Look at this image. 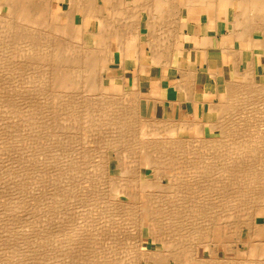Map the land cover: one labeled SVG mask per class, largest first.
Here are the masks:
<instances>
[{"label": "rangeland", "instance_id": "obj_1", "mask_svg": "<svg viewBox=\"0 0 264 264\" xmlns=\"http://www.w3.org/2000/svg\"><path fill=\"white\" fill-rule=\"evenodd\" d=\"M113 1L114 0H110V2H109V4H107L106 6L103 4V0H99V3H101V7H102V14H103V16H104V18L108 21V23H112L113 25L115 24V26H116V28H114V30L113 29H110L109 30V32H106L105 33V36H106V34L108 35L109 33H110V31H112V32H114V31H118L117 33H120V34H123L124 33V35L125 34H130V30H126V33L124 32V31H122V33H121V31H120V29H119V25H118V22L120 21V18H122L123 16L121 15V12L119 13V8H120V6H119V8H118V5L120 4V3H122V4H120L121 5V9H120V11H122V13H123V11L124 10H122L124 7V9H125V12H124V14H128V13H126V11L128 10V9H130V11L128 10L127 12H129V17L127 18V16L128 15H125V17H126V20H124V18L125 17H123L122 18V20L124 21V23L126 24L127 22L126 21H130L131 19H130V14H131V18H132V21H134V19H135V16L133 15V11L135 12L137 9H135V7H133V5L129 2V0H124V1H122V2H120V0L118 1L117 0V2H118V4L116 3V0H115V3L114 4H111V3H113ZM127 1V2H126ZM120 2V3H119ZM125 3V4H124ZM104 5V6H103ZM116 6V8H115V6ZM123 5V6H122ZM111 6V7H110ZM114 6V7H113ZM130 6V7H129ZM69 7V5H68V2L66 1V0H55L54 1V3H53V5H52V12H53V14H55L54 15V21L55 22H57V23H61V24H65L66 23V18L64 17V15H62L63 13H64V11L65 10H67V8ZM107 8V9H106ZM114 8V9H113ZM118 8V9H117ZM115 9H117V12L115 11ZM134 9V10H133ZM104 10V11H103ZM110 11V12H109ZM114 11V12H113ZM4 12V13H3ZM113 12V13H112ZM6 12H5V9L3 10L2 8H0V21H2L1 22V24H3L4 22V18H5V21H6V19H10V14L9 15H6V16H4V17H1V16H3V14H5ZM116 13H117V15H118V13L121 15V17L120 18H118V16L116 15ZM114 14H115V16H114ZM113 15V16H112ZM119 15V16H120ZM8 17V18H7ZM79 17V18H78ZM81 16H80V14H78V16H77V22H78V25L81 23V21H82V17L80 18ZM111 17L113 18V17H117V18H113V19H111ZM134 17V18H133ZM12 18V17H11ZM8 19V20H9ZM14 19V17L12 18V19H10V20H13ZM110 19V20H109ZM18 20V19H17ZM16 20V18L13 20V22H15V23H17L16 25H19L18 26V29H16V30H13V32H16V31H19V32H16V34L17 33H19V34H15L16 35V37L17 38H15V36H13L14 34H13V32L11 33L10 32V34L8 33L7 34V32H5V31H3V30H5V28L1 25L0 27H2L3 28V30L2 29H0V31L1 32H5V34L3 35L2 33V35H3V38H2V36H1V38H0V102H2V103H4L3 105H1L0 106V115H1V120H3L2 121V123H1V121H0V131L2 130V128L4 129L3 130V132L1 131V133H3L2 135H1V133H0V137L2 138V142H0V145H1V143H2V145L0 146V147H2V148H0L1 149V152H0V163L2 164H5V167H7V171H8V169L9 168H12V169H9V171H11L10 172V174L11 175H13L14 177H12V181H10V178H11V176L10 175H8L9 173H7V171H6V168L5 167H3V165H2V167H1V165H0V167H1V171L3 172L4 171V173H6V177H5V175H3L4 173H2L1 171H0V173H2V174H0L1 175V183H0V187L2 188H0V203H1V205H2V202H4L5 204L7 203L6 202V200L8 201L9 199H8V197L9 196H13V195H15L16 193H18L19 192V190H20V192L18 193V194H20V196L19 195H17L16 194V197L15 196H13V198H15V199H17L18 200V202L20 201L19 199L21 198L22 200H23V202H16V203H13L14 201H17V200H14L13 198L12 199H10V201H8V203L10 204L12 201V203L11 204H14V205H12L13 207H11V205H9L8 203V205L6 206L4 203H3V205L4 206H6V208H4V206L3 207H0V220H1V222H0V224L1 225H6V228H7V224L6 223H8L7 221H9V223H8V228H7V232H8V230H10L11 232H8V234H10L9 235V237H8V234H7V232L5 231V226H1L0 225V240H1V242H0V247L3 249V248H5V249H7L6 247H8V245H9V248L10 247H14L13 249L11 248V250L8 248L6 251H4V249L2 250L1 248H0V250L1 251H4L5 252V254H4V252H2L3 253V255H5V257L3 256V255H0L1 257H3L4 258V260H3V258H1L0 257V259H2V261H1V264L2 263H4V264H15V263H17V264H20V263H22V264H25V263H27V264H29L30 262L32 263V264H36L39 260V263H41V264H101L102 262H101V260H103V258H105L106 256H107V251H112L111 253H113V251H114V253H113V255H110V253H109V260L110 261H108L107 262V264H135V263H138V264H167L166 263V261L165 260H157L155 263L153 262V260H148L147 259V256H144V257H142V255H137V253H135V252H133V253H131L130 251H133L134 250V245L132 244V243H134V241H131V239H133L134 240V238H133V235H132V233H134V231L132 232V230H134L132 227V224H129L130 222H132L133 220L135 221V217H133L132 216V218H131V215L132 214H130V216H129V214L127 213V212H125L124 213V208L122 209V210H116L117 212H115V211H112V212H114L113 213V215H110V213L112 214V212H109V210H108V208H106V207H108L107 205H105V204H107L109 201H110V199L112 198V196H113V198H116V199H120V200H122L123 202H132V201H130V199L127 197V196H125V195H123V194H121V192L120 193H118V192H112L111 190H112V188L110 187V185L108 184V181H106V180H108V178H106L105 176H102V173H103V171L101 172V170H104L103 168H111V177H113V178H115V179H117V178H119L121 175H122V173H121V170L122 169H125L126 167H128L127 169H125V171H126V173H127V171L128 172H130V174L129 173H127V174H123L124 175V179L126 178V180H128V181H130L129 179H130V177H133V176H135V175H133L134 174V171L132 170L133 169V167L136 165V170H138V168L140 169L139 171H141V174H142V177L144 178V179H152V180H157L156 178H158L159 177V175H160V173H159V171H160V169H161V171H163V168L165 169L166 167L168 168V166H169V170L167 171L166 169V171L164 170L163 171V173H165V174H167V175H169L170 177H174V176H177V173L175 174L174 173V170L176 171V172H178V173H180V170L181 171H183V170H186L187 168H185V167H187L188 166V164L189 165H191V164H193V166H194V163L196 162V161H198V160H200V161H202L200 158H199V154H196V155H198V158L199 159H197V157H196V155L194 156L193 154H191L190 153V150H188L187 151V146L188 145H190V143H193V144H191L193 147H201L202 146V144L201 145H198V143H200V142H196L197 140H199V138H200V135H198V138L196 137V128H194V127H190L189 128V130L184 134V135H181L180 133H179V129L178 130H176V128L177 127H175V125H173V126H171L172 128H168L169 130H167L165 133H164V136L166 135V138L170 141V140H172V142H174L175 140H176V138L177 139H179L180 137H181V139H182V141H179L178 143H180L181 142V144H182V146L184 147L183 149V152H182V156H181V160L180 159H178V162H179V165L178 164H176V165H178V166H181V164L182 165H184L183 164V162L185 161H187V160H191V164H190V161L188 162V164H186L185 166H183V168L182 167H178V166H176V165H174L173 167L172 166H170V165H168L167 166V164H166V166H165V164L163 163V162H161L162 161V159L163 158H168V159H166V160H164L163 159V161L165 162V163H169V157L173 154V156H175V152H173L174 150H175V148H172V147H168L167 148V150H166V147H164V145H162V144H164V142H166V141H168L164 136H162L161 134H160V131H159V133L158 132H156V131H154V132H151V134L152 135H149L150 134V129L147 131L146 130V128H145V130L143 129L144 128V126L145 127H147V125H148V121L146 120V119H141V123L143 124V127H141V129H143V131L139 128V124L141 125V123H139L140 122V118L138 117V115H137V113H136V109L133 107V104L135 103V104H137V102H135L134 101V103L132 102V100L129 98L128 99V97L130 96L131 97V95L132 94H130L129 92L130 91H125L123 88H121L122 86H119V85H116V86H107V85H105V81H104V76H103V81H104V83H103V85L101 86L103 89H102V91H103V93L102 92H100V90L99 91H97V92H93V93H88V94H86V97H85V100H86V98H87V96H88V98L89 97H91V98H93V99H91V98H87V100H88V103H87V101H86V103H79L80 102V100H79V95L81 96V89L79 90V91H77L75 88L73 89V90H71V88L67 91V94L66 95H64L63 97H62V94L60 93V90H57V89H59V88H56V87H54V86H51L50 87V82H49V80L47 81V79L46 78H44V77H46V73H49V67L52 65V63L50 64H45L44 62H46V61H44V60H41L42 58H43V56L41 55V47H38V48H36L37 46H35L36 45V43L34 44V39H36L37 37H38V39H39V35L38 36H36V38L34 37V36H29L30 38H27L26 36H23L24 35V32H23V34L22 35H20L21 33H22V29H25V27H29L28 25L26 26L25 24H24V22H22V21H20V20H18L17 21ZM120 23V22H119ZM25 26V27H24ZM118 26V27H117ZM32 27V26H31ZM31 27H29V28H31ZM22 28V29H21ZM33 28V27H32ZM94 22L92 21H90V23H89V25L87 26V29H86V31L84 32V33H82V31H80L79 33H77V35H76V33H70L71 35H69V32L67 31V35L65 36L64 35V37L65 38H62L64 41H66V42H71V43H69V44H71V45H73L77 40H79L80 38H81V40L80 41H82V43H83V45H81V49L83 50V52L85 51L86 53L88 52V49L87 48H91V52L90 53H92V52H94V53H96L97 51H99V50H102L101 49V47H103V48H106L107 46L105 45L107 42V39L105 38V40L103 41L101 38H99L98 36L96 37V36H93L92 35V31L94 30ZM96 28H97V26H96ZM113 28V27H112ZM117 28H118V30H117ZM34 29V28H33ZM116 29V30H115ZM49 30L50 29H48L47 28V30L46 29H42V30H39L40 31V33L42 32L43 34L44 33H49ZM88 33V34H87ZM8 35V37H9V39L7 38V35ZM6 35V36H5ZM20 35V36H19ZM71 36V37H73V36H75V37H73V38H68L67 36ZM13 37V38H12ZM19 37H20V39H22L21 41L19 40ZM22 37V38H21ZM24 37V38H23ZM5 38H7L6 40H7V42H6V40H4ZM27 38V39H26ZM31 38L33 39V41L31 40ZM77 38V39H76ZM5 41H3V40ZM12 39V40H11ZM18 39L19 40V42H16V40ZM25 39V40H24ZM28 39H30V40H28ZM16 42V44H14V43H12V42H14V41ZM17 40V41H18ZM27 40V41H26ZM12 41V42H11ZM28 41H30L29 43H28ZM32 41V42H31ZM99 41V42H98ZM115 41H116V39L115 38H113L112 39V43H111V49L113 50V51H115V49H116V44H115ZM4 42V43H3ZM8 42H11L10 44L8 43ZM21 42V43H20ZM26 42V46L24 45V43ZM35 42H37L38 43V41L36 40ZM104 42V43H103ZM2 43V44H1ZM6 43H8L9 45H11V44H13L14 46H11V48H10V46H7L8 44H6ZM18 43V44H17ZM31 43H33V44H31ZM6 44V45H5ZM22 44V45H21ZM30 44V45H29ZM2 45V46H1ZM15 45H17V47L18 46H20V47H16ZM32 45V46H31ZM97 47H96V46ZM103 45V46H102ZM4 46H7V47H4ZM31 46V47H30ZM33 46H35V47H33ZM101 46V47H100ZM9 47V48H8ZM25 47H28L27 49L28 50H30L31 48L32 49H34L33 51H37V52H33L32 51V53L33 54H29V53H31V52H29ZM95 47V48H94ZM1 48H2V50H1ZM8 50H6V49ZM15 48H17L18 49V51H17V49H15ZM30 48V49H29ZM41 48V49H40ZM84 48V49H83ZM100 48V49H99ZM3 49H5V51L3 50ZM10 49V50H9ZM21 49V50H20ZM27 51H26V50ZM31 49V50H32ZM87 49V50H86ZM97 49V50H96ZM99 49V50H98ZM15 50V51H14ZM25 52H29V53H27V55H26V53L24 54V51ZM93 50V51H92ZM2 51L6 54V55H8V54H10V53H13V52H15V57H14V54H10L9 56H6L4 53V56H3V54H2ZM9 51H11L10 53H9ZM20 52V55H21V53H22V55H21V57L20 56H17V54L19 55V53H17V52ZM22 51V52H21ZM38 52H40V53H38ZM17 53V54H16ZM86 53H85V55H86ZM90 53H88L87 55L89 56V55H91ZM100 53V52H99ZM29 54V55H28ZM38 54V56H39V54H40V57H38V56H36V55ZM24 55H26L27 57L28 56H30L31 58H32V61H30L31 60V58H30V60L28 59V58H22V57H25ZM84 55V53H83V56H85ZM86 55V56H87ZM93 55V54H92ZM95 55H97V54H95ZM35 57V59H34V57ZM3 57V58H2ZM6 57H8L7 58V60L9 61H7V60H5V58ZM11 57H13V59L14 58H16V60L14 59H12L11 60ZM36 57H38L37 59H36ZM90 57V56H89ZM100 57V56H99ZM19 58H22V60H20ZM40 58V59H39ZM19 59V60H18ZM28 59V60H27ZM34 59V60H33ZM12 61L14 62V64H15V66H17V69L19 68V65L20 64H22V65H20V66H22V67H20V68H22V69H19V70H22V71H19V70H15V66L13 67L12 65H14V64H12ZM27 61V62H26ZM36 61H37V64H35L34 65V63H36ZM42 61V62H41ZM7 62H8V65H7ZM25 62V63H24ZM39 62V63H38ZM10 63H11V65H10ZM46 63H48V62H46ZM85 62H83V64H84ZM25 64H26V66H25ZM29 66H28V65ZM38 64H39V66H38ZM41 64V65H40ZM45 64V65H44ZM76 65L75 66H77V68L78 67H80L81 69H84V65L82 66V65H79L80 64V62H79V64H77V63H75ZM44 65V66H43ZM46 65H47V67H46ZM48 65H50V66H48ZM79 65V66H78ZM28 66V67H27ZM32 66V67H31ZM34 66V67H33ZM38 66V67H37ZM11 67H13L12 68V70L10 69ZM7 69H10V70H8L7 71ZM36 69V70H35ZM46 70H48V71H46ZM15 71V72H14ZM42 72H44V73H42ZM16 73H20V74H16ZM102 73H103V71L101 70V75H102ZM105 73H108V75L109 76H111L112 74H113V71L111 70H109V71H106ZM264 74V71L262 72V75ZM40 76H42V78L40 77ZM249 75H246V76H244L243 77V79H239V80H235V81H230V83H232L233 82V84H235V83H237L239 86H241V83L242 84H247L250 80H248L249 79V77H248ZM34 78V79H33ZM46 80H44V79ZM43 79V80H42ZM34 81V82H33ZM36 82V83H35ZM45 82H48V83H45ZM241 82V83H240ZM35 83V84H34ZM240 83V84H239ZM48 84V85H47ZM244 85V86H245ZM44 86L46 87V88H44ZM48 86V87H47ZM104 86V87H103ZM43 89V90H42ZM47 89V90H46ZM51 89V90H50ZM122 89V90H121ZM45 90V91H44ZM48 90H49V92H48ZM54 90H56V91H54ZM71 90V91H70ZM77 92H76V91ZM48 93H47V92ZM74 91V92H73ZM226 91V89L224 90V91H222L221 92V94L219 95V100H218V102L216 103V107H215V110H213V121H216L217 120V117L219 118L218 120H220V119H222V122H221V120H220V122L222 123V125H223V127H220L219 126V124H221V123H219V121L217 120V122H216V124H215V122H213V124H214V126L215 127H212L213 125H209V127L208 128H205V131H204V128H203V134L205 135V137L207 138V139H218V138H223L222 137V133H221V131L223 130V128H224V124L225 123H223V117L221 118V114L223 115V113L222 112H224V107L223 106H225V105H228L229 103H231V107H232V109H231V107H230V111H229V113L228 114H230V115H228V117H229V119H234V116L236 117L234 120H237V119H239V121H240V125H238L237 126V128H242L241 130L240 129H237L236 128V130H237V132H236V134L237 133H241V132H243L242 130H243V114L244 115H246V116H248V117H252L250 120H249V123L250 124H253V125H255L254 124V122H253V116L255 117V115H257L258 114V109H255V108H257V107H255V106H253L254 108H250V109H248V110H246L245 112H243L242 110H243V101H242V103L240 104V103H238V102H240L241 101V99H243L242 97H238L237 98V96H231V95H229L228 94V92H225ZM42 92V93H41ZM80 94H79V93ZM125 92V93H124ZM45 93V94H44ZM74 93V94H73ZM76 93V94H75ZM96 93H97V95H103V94H106V95H103V96H101L100 98H99V96L97 97V95H96ZM118 93V94H117ZM122 93V94H121ZM61 95V97H60V95ZM115 97H113L112 95ZM123 94L126 96L125 98V100L123 99V100H121V95H122V98H123ZM73 95H75V97L73 96ZM93 97H92V96ZM96 95V96H95ZM109 95H111V96H109ZM116 95V96H115ZM134 95V94H133ZM70 96H72V98L70 97ZM120 98H119V97ZM231 96V97H230ZM50 97H52V98H50ZM56 97H57V99H56ZM58 97L60 98V99H58ZM77 97H78V100H77ZM82 97V96H81ZM102 97H108V99H105L106 100V102H108V103H106L105 102V100H103L104 98H102ZM110 97V98H109ZM111 97H112V99H111ZM132 97H135V96H132ZM226 97H228V98H235V99H240V101H235V100H230V99H228V98H226ZM263 97V96H262ZM72 100H71V99ZM97 98H99V99H101V100H103V102L105 103V104H107V105H109L108 107H109V109H108V107H106V112L108 111V113H107V116L105 115V116H102V117H99L98 119H96V120H94V121H100V122H97V123H99V124H97L96 122L94 123V124H90L91 122H94V121H91V119H89V118H92L93 116V114H91V111H93V110H90L89 108L92 106L90 103L93 101V104H94V101L95 102H97L98 103V101H96V99ZM116 99L115 101H114V99ZM117 98H119L118 100H117ZM225 98L227 99V100H229L228 101V104H227V100H225ZM3 99V100H2ZM112 100V101H114L115 102V104H112V102H110V100ZM133 99V98H132ZM2 100V101H1ZM84 100V99H83ZM85 100L83 101V102H85ZM89 100H92V101H89ZM131 100V102H129ZM134 100V99H133ZM10 101V102H9ZM75 101H77L76 103H78V104H76L75 103ZM118 101V102H117ZM119 101H121L120 103H119ZM69 102H70V104L73 106V108H75V109H72V107L70 106V110L68 109V107H65V106H69L70 104H69ZM77 105V107H75L76 105H74V103ZM110 102V103H109ZM113 102V103H114ZM124 102H126V106L124 105L125 103ZM226 102V103H225ZM100 103V102H99ZM128 103H130V105L128 104ZM233 103H237L238 104V108H236V106H235V104H233ZM69 104V105H68ZM111 104H112V106H111ZM119 104V105H118ZM123 104V105H122ZM135 104H134V106H135ZM217 104L222 108V110L221 109H219L218 110V108H219V106H218V108H217ZM222 104H225V105H222ZM233 104V105H232ZM240 104V105H239ZM83 105V106H82ZM88 105H91L90 107H88ZM222 105V106H221ZM2 106H4L3 108H1ZM80 106V107H79ZM87 106V107H86ZM115 108H114V107ZM122 106V107H121ZM127 106H129V107H132V109H130L129 108V110H127L128 108H127ZM229 106H230V104H229ZM12 107V108H11ZM242 108V114L240 113L241 111L240 110H238L239 108ZM35 108V109H34ZM55 109V110H53V109ZM67 108V109H66ZM76 108H77V110H76ZM86 108H88V110L86 109ZM113 110H111V109ZM114 108V109H113ZM121 110L122 108L123 109H125V108H127L126 110H119V109ZM134 108V109H133ZM32 109H34V111L32 110ZM46 109H47V111H46ZM48 109L51 111V113H50V111H49V113H50V115L47 113L48 112ZM52 109V110H51ZM57 109V110H56ZM60 109V110H59ZM72 109V110H71ZM80 109V110H79ZM83 109V110H82ZM234 109H235V112H233L234 111ZM254 109H255V111H254ZM32 110V111H31ZM45 110V111H44ZM73 110H75V111H77L76 113H75V111H73ZM85 110V111H84ZM116 110V111H115ZM134 112H133V111ZM231 110H233V111H231ZM56 111V112H55ZM71 111H73L74 113L72 114V112ZM79 111H81L80 112V114H82V115H80L78 112ZM87 111H89V112H87ZM118 111V115L115 113V112H117ZM131 111V112H130ZM219 111V112H218ZM236 111H238V112H236ZM247 111L249 112L250 111V113H247ZM31 112V113H30ZM34 112V113H33ZM45 112V113H44ZM54 112H55V114L57 113V115L55 116V114H54ZM69 113V115H68V113ZM84 112H86V113H88V115L90 116V117H88V115L86 114V113H84ZM109 112L112 114H110V115H108L109 114ZM121 112H123V113H121ZM126 114H131V115H126ZM217 112L218 113H220V114H218L217 115ZM53 113V114H52ZM67 113V114H66ZM115 114V117H117L116 119H118L119 117V119L118 120H123V118H124V120H126V119H128V120H130V123L129 124H127L124 128H125V130H126V132H127V135H129V136H127V138H124L125 140H123V149H122V147L119 145L118 147H116V148H118V149H113L112 147H110V145H109V148L107 147L108 145V143L107 142H109L110 141V139L112 140V138H111V136H112V130H113V126H111V122L112 121H114L115 120V118H113L112 116H114V114ZM227 113V112H226ZM239 113V114H238ZM46 114V115H45ZM72 114V115H71ZM75 114H79L78 116H75ZM123 114H125V116L123 115ZM248 114H250V115H248ZM252 114V115H251ZM29 115H31V117L29 116ZM44 115H45V117H44ZM69 116L68 118H66L67 116ZM122 117H121V116ZM132 115H134L133 117H132V121H133V119H136V120H134L135 122H138L137 124H136V126H135V122L133 121V123H131V118H130V116H132ZM136 115H137V117H136ZM52 116V117H51ZM75 116V117H74ZM81 116V118L78 120V118ZM83 116H84V118H86L85 120H86V122H85V120H84V118H83ZM109 116H110V118H109ZM119 116V117H118ZM233 116V118H230V117H232ZM3 117V118H2ZM45 119H44V118ZM47 117H51V118H47ZM76 118V120L74 119V120H72L71 118ZM78 117V118H77ZM107 119H106V118ZM112 117V118H111ZM256 117H259L258 115L256 116ZM255 117V121H258V118H256ZM102 118V119H101ZM137 118H139L138 120H137ZM44 119V120H43ZM47 119H49L48 120V122H47ZM53 119V120H52ZM64 119H67V120H64ZM68 119H70L69 121H68ZM84 120V122H83V120ZM93 119V118H92ZM260 119V118H259ZM89 121V125H88V121ZM104 120H106L105 122H106V124H105V122H104ZM118 120H116V121H118ZM127 120V121H128ZM146 120V122L145 123H143L144 121ZM262 120V119H261ZM46 121V122H45ZM109 121V122H108ZM242 121V122H241ZM43 122H44V124H43ZM148 122V123H147ZM157 121H155V122H150V123H153V124H155ZM160 122V121H159ZM159 122L158 123H156L157 125L159 124ZM252 122V123H251ZM102 125H101V124ZM161 124L160 125H162V124H164L165 126L167 125V123L165 124V122H160ZM187 123V122H186ZM219 123V124H218ZM247 123V122H246ZM3 124V125H2ZM101 125V126H97V125ZM106 126H105V125ZM110 124V125H109ZM185 124V123H184ZM92 125V126H91ZM160 125H158V126H160ZM171 124H169L168 126H170ZM247 126L246 127H248V125L249 124H246ZM90 126V127H89ZM94 126L97 128V129H99V130H97L96 128H94ZM102 126H105L102 130H101V127ZM137 126H138V128H137ZM142 126V125H141ZM236 126V125H235ZM235 126H233L234 128H235ZM92 127L94 128V129H92ZM112 127V128H111ZM130 127V128H129ZM136 128V129H138L137 131H142V134H144V135H140V133L139 132H137V133H135L136 132V130H134V129H132V128ZM149 127V126H148ZM219 127V128H218ZM251 127H253V126H251ZM109 128L111 129V130H109ZM129 128V131H127V129ZM161 128V127H160ZM220 128H222V129H220ZM226 128L227 127H225L224 129L226 130ZM264 128V127H263ZM90 129H92V130H90ZM131 129V130H130ZM248 129V128H247ZM97 130V131H96ZM132 130H134V132L132 131ZM230 130H232V127L230 128ZM234 130V129H233ZM232 130V131H233ZM89 131H93V133H91L90 132V134H89ZM100 133H99V132ZM132 131V132H131ZM158 131V130H157ZM232 131H231V133H232ZM241 131V132H240ZM131 133V134H128V133ZM144 132V133H143ZM148 133V136H147V133ZM223 132V131H222ZM155 133V134H154ZM230 133V135H232ZM249 132H247V134H248ZM137 134V135H136ZM157 134V135H156ZM159 134V135H158ZM250 134V133H249ZM6 135V136H5ZM131 135V136H130ZM134 135V136H133ZM154 135H156V136H154ZM179 135V136H178ZM226 135H227V133H226ZM225 135V139L224 140H222L221 141V143H220V145L218 144L217 146H219V147H217V146H215V147H213V150H215V152L217 153V155L219 156L220 154H219V152L218 151H222V150H220V149H222L223 147L225 148V149H228L229 147H232V143L233 142H235V141H232L234 138H233V135L231 136V139H230V142L228 143L227 141H229V138L227 139V136ZM132 136L135 138H132ZM136 136V137H135ZM140 138H139V137ZM142 136V137H141ZM146 136V137H145ZM221 136V137H220ZM229 136V135H228ZM239 136V135H238ZM241 136H243V133H241L240 134V139L241 138H243V137H241ZM4 137V138H3ZM110 137V138H109ZM128 137H131L130 139L128 138ZM149 137V138H148ZM154 139H153V138ZM155 137H158V141L156 140L157 138H155ZM163 138L162 140L164 141V140H166V141H162L160 138ZM196 137V139H194ZM230 137V136H229ZM0 138V139H1ZM107 138H109V141H108V139ZM138 138V141L136 140ZM141 138H143V140H144V138L146 139V140H142ZM165 138V139H164ZM175 138V139H174ZM194 139L193 141L192 140H190V139ZM233 138V139H232ZM149 139V140H148ZM153 139V141L154 142H158L159 144H160V142H161V144L159 145L158 143V145L156 144V149L155 150H157L158 149V146L160 147L159 148V150L158 151H160V153L157 151V152H155V153H158V155L157 156H159V154L160 155H162V154H164L163 152H165V156L164 157H162V159H161V165H158V166H156V165H154L155 166V169H154V166H153V169H151V168H149L148 166H146V158L145 157H141V160H140V163H139V166L137 165V161H136V159H138V158H135L136 157V153H138L137 152V150H135V148H136V145H137V147H138V145H139V141H141L140 142V144L141 143H143L142 144V146H144L145 145V142H146V144H150V142H151V140ZM186 140V142H185V140ZM187 139H189V140H187ZM106 140V141H105ZM128 140H130V142L128 141ZM136 140V142H134V141ZM201 140V139H200ZM125 141L127 142H129L128 144L126 143L125 144ZM153 141L151 142V144H154L153 143ZM160 141V142H159ZM188 141V142H187ZM189 141H190V143H189ZM224 141H226V143L224 142ZM231 141H232V143H231ZM239 141V140H238ZM241 141H243V139L241 140ZM105 142V143H104ZM132 142H134L135 143V146H134V143H132ZM149 142V143H148ZM171 142V141H170ZM171 142V143H172ZM183 142V143H182ZM195 142H196V144H195ZM226 145H230V143H231V145L228 147V146H225V144ZM107 143V144H106ZM122 143V142H121ZM187 143V145H185ZM202 143H204V142H202ZM218 143H219V141H218ZM4 144V145H3ZM103 144V145H102ZM104 144H106V145H104ZM124 144L125 145H128V147H129V144L131 145V147H132V145H133V148H131V147H127V146H125L124 147ZM196 146H195V145ZM241 144H242V142H241ZM162 145V146H161ZM187 147H185V146ZM190 145V146H191ZM221 145L223 146V147H221ZM235 145V144H234ZM4 146V147H3ZM62 146V147H61ZM105 146H106V148H105ZM148 146H150V145H148ZM189 146V148H191ZM65 149H64V148ZM120 147H121V149H120ZM126 147L128 148V149H126ZM161 147H163L162 149H161ZM226 147H228V148H226ZM64 149V150H61V149ZM170 148V149H169ZM172 148V149H171ZM185 148H186V150H185ZM188 148V149H189ZM202 148H203V146H202ZM202 148H200V149H198V150H196V152L198 151V153H199V151H200V153H205V155L206 154H208V156H213L214 155V151L213 152H211L212 151V149H210L209 151H207L208 149L206 148V150L203 148V151H201V149ZM215 148V149H214ZM224 148H223V150H224ZM3 149V150H2ZM103 149H105L106 151H104ZM217 149H219L218 151H217ZM119 150V151H118ZM122 150V151H121ZM128 151V150H131V152H132V154H133V150H135L136 152H134V155H132L131 153H130V151H128V153L126 154L125 153V151ZM173 150V151H172ZM182 150V149H181ZM205 150V151H204ZM116 151V152H115ZM126 151V152H127ZM169 151H171V152H169ZM176 151V150H175ZM185 151H187L186 153H188L189 155H191L192 156V158H191V156H187V154L186 155H184L183 153L185 152ZM207 151V152H206ZM83 152L86 154H83ZM104 152V153H103ZM123 152V153H122ZM210 152V153H209ZM223 152H225V150L223 151ZM119 153V154H118ZM125 153V154H124ZM162 153V154H161ZM168 153H170V156H168L169 154ZM212 153V154H211ZM221 153V152H220ZM81 154H83L82 156H81ZM103 154H104V156H103ZM105 154H107V155H105ZM121 154V155H120ZM123 154V155H122ZM168 154V155H167ZM224 153H221V155L219 156V161H220V163H219V161L215 164L216 166H218L219 167V165H220V167L221 168H223L226 164H228V163H226L225 161V158H226V156L224 157V155H223ZM117 155V156H116ZM166 155L168 156V157H166ZM84 156V157H83ZM121 156V157H120ZM123 156V157H122ZM185 156H187L186 157V159H185ZM193 156L194 157H196V159L195 158H193ZM216 156V154L213 156V157H215ZM222 156V157H221ZM105 159H104V158ZM224 157V161L223 160H221L222 158ZM1 158H2V160H1ZM119 158V159H118ZM122 158V159H121ZM157 158H159V157H157ZM182 158H184L183 160H182ZM189 158V159H188ZM191 158V159H190ZM202 158V157H201ZM215 158H217V157H215ZM106 160V161H103V160ZM155 159V158H154ZM123 160V161H122ZM217 160H218V158H217ZM2 161V162H1ZM12 162V163H15V164H11L10 163V167H8V164L9 163H5V162ZM170 161H172V159L170 160ZM181 161V162H180ZM183 161V162H182ZM192 161H193V163H192ZM199 161V162H200ZM214 161V162H213ZM222 161V162H221ZM106 162V167H104L105 165H104V163ZM119 162H122V163H119ZM123 162H125V165H124V163ZM135 162V163H134ZM203 163H204V160L202 161ZM206 162H207V160H206ZM18 163H19V165H20V167H19V165H18ZM163 163V164H162ZM215 163V160H213L212 159V164H214ZM223 163H226V164H223ZM7 164V165H6ZM102 164V165H101ZM135 164V165H134ZM211 164V166H213ZM15 165V166H14ZM119 165V166H118ZM132 165V166H131ZM164 167H163V166ZM214 165V166H215ZM72 166V167H71ZM102 167V169H100L101 167ZM126 166V167H125ZM131 166V167H130ZM175 166H176V168H175ZM14 167H15V171L16 172H14ZM121 167V168H120ZM123 167V168H122ZM125 167V168H124ZM177 167H178V169H180V170H178L177 169ZM5 169V170H2V169ZM131 168V169H130ZM156 168L158 169V168H160L159 170H157L156 171ZM173 168H175L174 170H173ZM185 168V169H184ZM19 169V170H18ZM75 169V170H74ZM98 169H100L99 171H98ZM129 169V170H128ZM143 169V170H142ZM178 171H177V170ZM193 169V168H192ZM191 169V170H192ZM242 169H243V167H242ZM70 170H71V172H70ZM76 173H74L73 171ZM131 170H132V172H131ZM135 170V169H134ZM155 170V171H154ZM195 170V169H194ZM6 171V172H5ZM26 171H27V173H26ZM98 171V172H97ZM123 171V170H122ZM170 171H172V173L170 172ZM243 171V170H242ZM23 172H25V174L23 173ZM144 172V173H143ZM167 172H170V173H167ZM25 175H23V174ZM101 173V174H100ZM133 173V174H132ZM175 174L174 176H172L171 174ZM188 173H189V171H188ZM237 173H239L238 174V176H237ZM240 173L241 172H239V171H235L234 173H232V174H228V175H226V176H219L220 177V180L221 181H225V182H223L222 183V185L220 184L221 183V181L219 180V177L217 176V174H212L213 175V177L215 178L216 177V179L215 180H217L218 182L220 181V183H217V186H216V184H215V182L213 181L212 182V184H209L208 182H209V179H210V177H212V175H210L208 178V180H207V183L209 184V185H207L205 182H203V183H201V182H199L198 184L199 185H195V190L193 189V191H196L195 193L192 191L191 193H193V195H191V193H190V195L191 196H189L188 195V197H189V199H192V198H194V200H195V198H197V196L199 195L200 196V191L202 192L201 194L203 195V197H204V195L205 196H208V195H210L209 197H204V198H202V195H201V198L202 199H210L211 198V200H210V202L209 203H214V205H216V204H218V203H220V204H218V205H216V206H213V204H212V206H206V208H211V207H213V208H211V209H213L214 211H206V210H204L203 208H205V207H203L202 206V208H199V207H196V209L197 210H203V211H201V212H203V213H195L196 215H198L199 214V216H196L197 218H199V217H201V216H206L205 214H208V212H212V214H214L215 212H219L222 208V210L220 211V213H222V211H223V213H225L227 210H226V208L228 207V206H230L229 205V203H230V200H229V198L230 199H232L233 197H234V199H236L235 201L237 202V203H235L234 202V200L233 201H231L232 202V205H231V207L232 208H230L229 207V209H231L232 211L234 210L233 208H235V207H233V206H236L235 204H238L239 203V200L241 199V196H242V199L241 200H247L248 199V194H247V191H245L246 189L243 187V186H245V185H242V187H241V185H239V188L241 189V191L239 192V188L238 189H232L230 186H229V190H228V186H227V184L229 185V184H231L232 182H234L233 180H235L237 177H239V175H240ZM16 174V175H15ZM97 174H99V175H97ZM151 174H153V175H151ZM157 174V175H156ZM233 174H235V175H233ZM101 175V176H100ZM104 175V174H103ZM127 175H129L130 177H128L129 179H127ZM133 175V176H132ZM156 175V176H155ZM178 175H181V173L180 174H178ZM242 175V174H241ZM4 176V177H3ZM9 176H10V178H9ZM17 178H16V177ZM97 176V177H96ZM98 176H100V177H98ZM235 176H236V178H235ZM8 177V178H7ZM94 177H96V178H94ZM102 177V178H101ZM109 177V176H108ZM212 177V178H213ZM223 177V178H222ZM226 177H228V178H226ZM230 177H234V179L233 178H231V179H229ZM244 177V176H243ZM7 178V179H6ZM14 178V179H13ZM106 178V179H105ZM112 178V179H113ZM121 178V177H120ZM119 178V179H120ZM134 178V177H133ZM211 178V179H212ZM213 178V179H214ZM5 179V181H7L8 182V186H10L9 188H7L6 187V183H5V181H3V180ZM17 181H16V180ZM100 179V180H99ZM101 179H103V180H101ZM104 179H105V181H104ZM109 179H111L110 177H109ZM95 180V181H94ZM96 180L99 182V185L97 184V182H96ZM228 180H230L229 181V183H228ZM237 181H239V178H237L236 179ZM235 180V181H236ZM10 181V182H9ZM15 181V182H14ZM101 181V182H100ZM115 181V180H114ZM133 180H131V182H132ZM151 181V180H150ZM158 181V180H157ZM12 182H13V184H12ZM95 182V183H94ZM116 182H117V180H116ZM130 182V183H131ZM164 183H167V178H165L164 179V181H163ZM240 182H242V179L240 180ZM15 183H18L19 185V187H21V188H17L18 186H17V184H15ZM101 183V184H100ZM105 183V184H104ZM114 183V182H113ZM186 183V182H185ZM185 183H181L180 184V187H183L184 185H187V183L185 184ZM200 183H201V185H200ZM210 183H211V181H210ZM224 183H226V184H224ZM4 184V187L2 186ZM6 184V185H5ZM9 184H11V185H13V186H16L15 188L13 187V186H11V185H9ZM132 185H130V186H135L136 184L134 183V182H132L131 183ZM204 184H206V186H204ZM101 185V186H100ZM103 185V186H102ZM182 185V186H181ZM202 185H203V187H205V188H202ZM211 185V186H210ZM218 185H220V186H226L225 188H226V190H225V188H223V187H220V189L219 188H217V187H219ZM94 186H95V188H98V186H99V189H98V191H96L97 189H94ZM200 186H201V188H200ZM213 186H214V189H213ZM216 186V187H215ZM11 187H13V190H14V192L12 193V189H11ZM185 187V186H184ZM199 189H198V188ZM206 187H212V188H210L212 191H216V189H217V191L215 192V193H213L211 190H209L208 188H206ZM26 188V189H25ZM110 188V189H109ZM245 190H244V189ZM3 189H6V190H3ZM9 189V190H8ZM92 189H94V190H92ZM148 189V190H147ZM146 190L148 191V194H147V192H144V194L145 195H150V193L151 192H149L150 190H153V193L155 192L156 194L155 195H161L162 193H166V194H168V192H167V190L166 189H163L162 190V192L160 193L157 189H151V188H147ZM202 189V190H201ZM204 189H206V191H204ZM230 189H232V190H230ZM2 190V191H1ZM110 190V191H109ZM145 190V191H146ZM155 190V191H154ZM218 190H220L219 191V193H217L218 192ZM221 190H223L222 192H221ZM227 190H228V193H227ZM234 190V191H233ZM9 191V192H8ZM11 191V192H10ZM95 193V191L97 192L96 193V195L95 194H93V192ZM100 191H102L101 193H100ZM199 191V192H198ZM210 191V192H209ZM226 191V194L224 195L223 194V192H225ZM233 191V192H232ZM238 192L239 193V196L237 195V194H235L234 192ZM99 192V193H98ZM112 192V193H111ZM205 192V193H204ZM206 192H207V194H206ZM213 193V195H212V193ZM221 192V193H220ZM244 192H245V198L243 197V195H244ZM108 193L110 194L109 196H108ZM157 193H159V194H157ZM197 193V194H196ZM204 193V194H203ZM209 193V194H208ZM232 193H234V195L232 196L231 194ZM4 194H6L7 196V198L5 197V195ZM11 194H13V195H11ZM143 194V195H144ZM215 194V195H214ZM218 196H217V195ZM228 194V196H226ZM143 195H141V196H139V197H136L135 198V200L134 199H131V200H133V202L131 203L132 204V207H134V205L135 206H138V205H143V202H141V201H139V200H141V198H142V196ZM152 195H154V194H152L151 193V196ZM222 195L224 196L223 198H225V199H223L222 198ZM229 195H231V196H229ZM236 195H237V197H239L238 199L237 198H235L236 197ZM163 196V198H166L167 199V197H168V199H169V195H162ZM165 196V197H164ZM167 196V197H166ZM196 196V197H195ZM199 196H198V198H199ZM211 196H213V197H211ZM216 196H217V198H216ZM3 199H2V198ZM17 197H19V199L17 198ZM109 197V198H108ZM122 197V198H121ZM141 197V198H140ZM144 197L145 196H143V199H144ZM153 197V196H152ZM215 197V198H214ZM220 197H221V199L223 200H221L220 199ZM10 198V197H9ZM197 198V199H198ZM218 198H219V200H218ZM228 198V200H227V202H224L226 199ZM244 198V199H243ZM142 199V200H143ZM216 199V200H215ZM109 200V201H108ZM218 200V201H217ZM220 201V202H219ZM229 202V203H228ZM245 202H247V201H243V203H245ZM18 203V204H17ZM139 203V204H138ZM216 203V204H215ZM228 203V204H227ZM234 203V204H233ZM251 202H248L247 204H248V210H249V206H251V205H249ZM16 204L17 205H19L20 206V208L18 209V215H17V211H16V213L14 212V210L13 211H10L11 209H13V208H15V206H16ZM224 204V205H223ZM225 204H226V206H225ZM158 205V207L156 206H151V208L153 209V208H155L156 210H158L160 207H162V209L163 210H165L164 212H166V209L167 208H165L164 206H160L161 204H157ZM220 205V206H219ZM228 205V206H227ZM160 206V207H159ZM182 206H184V205H182ZM205 206V205H204ZM218 206V207H217ZM222 206V207H221ZM9 207H11V209L9 208ZM218 209H217V208ZM220 207V208H219ZM226 207V208H225ZM244 208H243V213H246L247 212V214H248V210L246 211V212H244L245 211V209H247L246 207H247V205L246 206H243ZM4 208V210L2 211V209ZM7 208H9V209H7ZM205 208V209H206ZM215 208V209H214ZM5 209H6V211H5ZM21 209V210H20ZM104 209H106V210H104ZM185 209V208H184ZM187 209V208H186ZM217 209V210H216ZM228 209V208H227ZM228 209V210H229ZM7 210H9V211H7ZM20 210V211H19ZM108 210V211H107ZM159 210H161V208L159 209ZM158 210V211H159ZM163 210H161L160 212H163ZM216 210V211H215ZM224 210H225V212H224ZM230 210V211H231ZM105 211V212H104ZM121 211V212H120ZM122 211H123V213H122ZM204 211H206V212H204ZM235 211V210H234ZM14 212V213H13ZM108 212V213H107ZM214 212V213H213ZM228 212V211H227ZM6 213V214H5ZM13 213V214H12ZM119 213V214H118ZM229 213V212H228ZM228 213H226V214H228ZM7 214H9L8 216H6ZM123 216H122V215ZM126 214V215H125ZM128 214V215H127ZM142 214H143V212H142ZM140 215L141 217L143 216L144 217V214L143 215ZM164 217H165V215L163 214V213H161ZM246 214V215H247ZM12 215L15 217H12ZM16 215V216H15ZM114 215H115V218H116V215H119L116 219L114 218ZM138 215V216H139ZM162 215L160 216V217H162ZM244 215V214H243ZM4 216V217H3ZM111 216H113V218L111 217ZM121 217H122V219L124 218V220H126L127 219V221L125 222L124 220H122V221H120L121 220ZM163 217V218H164ZM3 218H6V219H3ZM19 218V219H21L20 221H19V219L17 220V219ZM126 218V219H125ZM131 218V219H130ZM195 218V217H194ZM197 218H195V219H193L194 221H198V220H202V217L201 218H199V219H197ZM206 218V217H205ZM205 218H203V219H205ZM13 219H15V220H13ZM110 219H113L114 221H112L113 223H111V221H110ZM120 219V220H119ZM4 220V221H3ZM115 220H116V222H117V224L115 223ZM19 222V225L18 224H16V222ZM110 221V222H109ZM119 221L120 222H122L123 223V225H124V223H128L127 225L125 224V226L123 227V226H121L122 225V223H120L119 224V226L117 227V228H114V227H116L117 225H118V223H119ZM124 221V222H123ZM133 221V222H134ZM264 218L263 217H261V218H259L258 219V224H260V226L259 227H261L262 226V224H264ZM3 222H6L5 224H2ZM17 222V223H18ZM186 222V221H185ZM193 222V221H192ZM115 223V225H113ZM176 223V222H175ZM190 223H191V221H190ZM201 223H202V221H201ZM10 224H12L11 226H12V229H14V231H12L11 230V226H10ZM13 224H14V227H13ZM21 224V225H20ZM134 224V223H133ZM178 224V223H177ZM16 225H18V228L15 230V228H16ZM20 226H22L21 227V229H20ZM112 226H113V228H112ZM2 227V228H1ZM72 228H74V229H72ZM120 230H119V229ZM123 228H125L126 229V231L127 230H129V232H126L125 231V229H122ZM3 229V230H2ZM76 229V230H75ZM114 229H116V230H119V233H118V231H116V230H114ZM1 230H2V232L4 233V232H6V233H2L1 232ZM17 230H19V231H17ZM22 230H26L25 232H24V235H22ZM29 232H28V231ZM72 230V231H71ZM76 232H75V231ZM15 231H17V232H20L21 233V237L19 236V234L20 233H17V232H15ZM69 231H71V233L73 232V234L71 235V233L69 232ZM77 231H79V232H77ZM122 231V232H121ZM12 232H14V233H12ZM70 234H69V233ZM115 232V233H114ZM120 232H121V235H120ZM3 235H2V234ZM16 233H17V236H19V238L21 239L20 241H22L21 242V244L22 243H24V244H26L25 242H27V244L26 245H21V246H23V247H21L19 244H17V242H16V238L15 239H13L12 240V237H16ZM26 233V234H25ZM29 233V234H28ZM30 233H32L31 235H30ZM75 233V234H74ZM79 233V235H77ZM246 233H247V231L245 230V233H244V238H243V242H245V241H249V237L246 235ZM12 234L14 235V236H12ZM62 234H64V236L62 235ZM67 234V235H66ZM69 234V235H68ZM117 234H119V236L117 235ZM25 235H29L28 236V238L29 239H25L26 241H23L24 240V237H26ZM37 235V236H36ZM73 235H75V236H73ZM115 235V236H114ZM122 235H124V236H122ZM3 236V237H2ZM41 236V237H40ZM68 238H67V237ZM74 238H73V237ZM132 237L131 239L129 238V237ZM49 239H48V238ZM121 237H122V239H121ZM125 237V238H124ZM1 238H3L4 239V245H3V239H1ZM8 238V239H7ZM9 238L11 239L10 240V242H9ZM27 238V237H26ZM117 238V239H116ZM123 238H124V240H123ZM7 239V240H6ZM255 239H257V240H262V241H264V233H263V235H262V233H260L259 235H256V237H255ZM28 240V241H27ZM8 243H7V242ZM11 241H15V242H12L13 244H14V246L12 245V243H11ZM44 241V242H43ZM143 248L144 249H153V250H161L163 247H162V245H160V244H158V243H154V241H153V239L152 238H150L147 234H145V237H144V239H143ZM20 243V242H19ZM41 243V244H40ZM45 243H47L46 245H45ZM70 243V244H69ZM113 243H115V245L113 244ZM11 244V245H10ZM16 244V245H15ZM113 245V246H112ZM28 246V247H27ZM246 246H247V244H243V245H241L239 248H238V250H239V256H238V258L240 259V257H241V260H243V262H245L246 260L248 261V259H249V257L247 258V255H248V253H246ZM17 247H18V249H17ZM20 247V248H19ZM25 247H27V249L25 248ZM49 247V248H48ZM26 249V251H25V249ZM48 248V249H47ZM20 249V250H19ZM23 249V250H22ZM44 249H47V251L46 250H44ZM113 249V250H112ZM133 249V250H132ZM13 250H15L16 252H18V254H16L15 252H13ZM29 250V251H28ZM34 250V251H33ZM241 250H243V254H241ZM12 251V253H14V254H9V256H6L7 254H8V252L10 253ZM25 251V252H24ZM27 251H28V253H27ZM45 251L47 252L46 254H44L45 253ZM245 251V252H244ZM21 252V253H20ZM24 252V253H23ZM223 252V251H222ZM1 252H0V254H2ZM7 253V254H6ZM23 253V256L24 257H21V254ZM43 253V254H42ZM129 253H131V255L129 254ZM134 253H135V255H134ZM226 254L227 256H229V257H233V254L232 253H229L228 252V250H226L225 252H223V254ZM25 254V255H24ZM28 254V255H27ZM207 254V253H206ZM241 254V255H240ZM247 254V255H246ZM17 257V258H13V257H15V256ZM20 255V256H19ZM27 255V256H26ZM43 255V256H42ZM13 256V257H12ZM19 256V257H18ZM133 256H135L136 258H138V259H134V257ZM137 256H139V257H137ZM249 256V255H248ZM7 257H8V260L6 261V259H7ZM9 257L11 258V259H9ZM20 257L22 258V259H20ZM26 257H28V259L26 258ZM31 257H33V259L34 258H36V260L34 259V261H33V259L30 258ZM264 256H261L260 257V259H259V261L260 262H264V258H263ZM23 258H24V260H23ZM37 258H38V260H37ZM128 258H130V261H129V259ZM18 260V262H17V260ZM20 259V260H19ZM26 259V260H25ZM132 259V260H131ZM254 259V258H253ZM255 259H257L258 260V258H257V256L255 257ZM11 260V261H10ZM12 260H13V262L14 263H12ZM15 260V261H14ZM22 260H23V262H22ZM31 260V261H30ZM137 260V261H136ZM139 260V261H138ZM240 260V261H241ZM19 261H20V263H19ZM24 261H26V262H24ZM28 261V262H27ZM34 262V263H33ZM242 262V263H243ZM39 263H37V264H39ZM232 263V262H231ZM241 262L239 263V264H242ZM103 264V263H102ZM106 264V263H105ZM170 264H175L174 263V261H171L170 262ZM192 264H196V263H192ZM197 264H199V263H197ZM211 264H214V263H211ZM223 264V263H222ZM224 264H227V263H224ZM228 264H230V262L228 263ZM234 264V263H233ZM235 264H238V263H235Z\"/></svg>", "mask_w": 264, "mask_h": 264}, {"label": "bare ground", "instance_id": "obj_2", "mask_svg": "<svg viewBox=\"0 0 264 264\" xmlns=\"http://www.w3.org/2000/svg\"><path fill=\"white\" fill-rule=\"evenodd\" d=\"M54 1L55 0H0V8H2L3 10L5 9V14H3V16H1V17H4V16H6V15H9L10 14V16L13 18L14 17V19L16 18V20L18 19V20H20V21H22V22H24V24L27 26H29V27H31V28H29V27H25V29H22L23 31H22V33L20 34V35H22L23 34V32H24V35L23 36H26L27 38H30L29 36H34L35 38H36V36H38L39 35V39H38V37L36 38V39H34L35 41L37 40L38 41V43L37 42H35L34 41V44L36 43V45L35 46H37L36 48H38V47H41L40 49H41V55L43 56V58L41 59V60H44V61H46V62H48V63H46V62H44L45 64H51L52 63V65L50 66V65H48V66H50L49 67V73H46L45 75H46V77H44V78H48L47 79V81L49 80V82H50V87L51 86H54V87H56V88H59V89H57V90H60V93L62 94V97L64 96V95H66L67 94V91L71 88V90H73L74 88L77 90V91H79L80 89H81V96L79 95V100H80V102L79 103H86V101H87V103H88V100H87V98H88V96H87V98H86V100H85V97H86V94H88V93H93V92H97V91H99L100 90V92H102L103 93V91H102V85H103V83H104V81H103V75L105 74V72L106 71H109V70H111L112 68V63H113V61H114V59L116 58V57H118V53H119V51L120 50H124V49H128V48H134V47H137L136 48V50L138 49V45L140 44V42H141V40H140V37H138L139 36V34L141 33V30H140V25H141V22H142V19H146L145 18V16L147 17V18H149L150 19V21H149V25H150V27L148 26V24H147V26L150 28V31L151 32H153V37L154 36H160V34L159 33H165V32H167L168 30H166V24H167V21H166V23H165V25L163 24V22L161 21L162 19H164V16L163 15H165V5L168 3V2H174V0H129V2L133 5V7H135V9H137L135 12L133 11V15L135 16V19H134V21H132V16H131V14H130V21L128 22V21H126L127 23L125 24L124 23V21L122 20V18L123 17H125V15H128L129 14V12H127L128 10L130 11V9H128L127 11H126V13H128V14H124V12H125V7L122 9V10H124L123 11V13H122V11H120V9L122 8L121 7V5L120 4H122V3H120V2H122V1H124V0H120V4L118 5V8H119V6H120V8H119V13L121 12V15L123 16L122 18H120L121 17V15L118 13V15H117V13H116V15L118 16V18H120V23L118 22V25H119V29H120V31H121V33H122V31H124L125 33H126V30H130V34H125L124 35V33L123 34H120V33H117L116 31H114V32H112V31H110V33L107 35L106 34V36H105V33L106 32H109V30L110 29H113L114 30V28H116V26H115V24L113 25L112 23H108V21L104 18V16H103V14H102V7H101V3H99V0H66L67 2H68V5H69V7L67 8V10H65L64 11V13L62 14V15H64V17L66 18V23L65 24H61V23H57V22H55L54 21V15L55 14H53V12H52V5H53V3H54ZM119 1V0H118ZM185 1H187V0H185ZM189 1H191V2H194V1H192V0H189ZM199 1V0H198ZM217 1V0H216ZM215 1V2H216ZM219 1V0H218ZM228 1V0H227ZM227 1L225 2V0H224V3H226L227 4ZM238 1V0H237ZM257 1H259V0H253L251 3H250V6H248L249 8H248V12H252V13H250L249 15H251V14H253L254 16H255V14H261V16H260V14H259V16L261 17L260 19H261V23H262V25L260 24V23H255V25L256 24H260V25H258V26H256L257 27V29H261V28H258V27H262V29L261 30H264V2H263V5L261 4L262 3V1L260 2V4H261V6H256V4L257 5H260V4H258V3H256ZM109 2H110V0H103V4L106 6L107 4H109ZM127 2V1H126ZM176 3H177V1H175ZM232 2H233V0H229V4L231 3L232 4ZM115 3V0L113 1V3H111V4H114ZM116 3L118 4V2H117V0H116ZM220 3V2H219ZM238 4H242V2H241V0L239 1V2H237ZM125 4V3H124ZM186 4V3H185ZM244 4H245V2H244ZM246 4H247V2H246ZM245 4V5H246ZM103 5V6H104ZM169 5H171V4H169ZM187 5V4H186ZM115 6V5H114ZM113 6V7H114ZM123 6V5H122ZM175 6V5H174ZM200 6V5H199ZM204 6V5H203ZM215 6H218V4L217 5H215ZM223 6H224V4H223ZM226 6V5H225ZM111 7V6H110ZM130 7V6H129ZM170 7V6H169ZM172 7V6H171ZM170 7V8H171ZM115 8H116V6H115ZM117 8V9H118ZM175 8V7H174ZM107 9V8H106ZM114 9V8H113ZM117 9H115V11L117 12ZM172 9V8H171ZM177 9V8H176ZM175 9V10H176ZM187 9V8H186ZM237 9H239V8H237ZM134 10V9H133ZM174 10V9H173ZM104 11V10H103ZM168 11H169V9H168ZM171 11V10H170ZM169 11V12H170ZM239 11V10H238ZM238 11H236V12H238ZM110 12V11H109ZM114 12V11H113ZM112 12V13H113ZM174 12V11H173ZM177 12V11H176ZM246 12H247V10H246ZM247 12V13H248ZM257 12V13H256ZM4 13V12H3ZM234 13V12H233ZM255 13V14H254ZM262 13H263V15H262ZM78 14H80V16L82 17V21H81V23L78 25V22H77V16H78ZM170 14V13H169ZM180 14V13H179ZM120 15V16H119ZM174 16H175V13L173 14ZM184 15V14H183ZM237 15H238V13L237 14H235V19H237L238 17H237ZM240 15V14H239ZM238 15V16H239ZM113 16V15H112ZM114 16H115V14H114ZM170 16H171V14H170ZM242 16V15H241ZM258 16V15H257ZM10 17V19H12ZM80 17V18H81ZM129 17V15L127 16V18ZM165 17H167V15L165 16ZM168 17H169V15H168ZM176 17V16H175ZM174 17V18H175ZM244 15L242 16V19L244 20ZM251 17V16H250ZM253 17V16H252ZM8 18V17H7ZM79 18V17H78ZM113 18H117V17H113ZM112 17H111V19H113ZM134 18V17H133ZM174 18H171L170 17V19H173L174 20ZM180 18V17H179ZM249 17H246V20L248 19ZM255 18H257L256 16H255ZM9 19V18H8ZM8 19H6V21H5V18H4V23L3 24H1V22L2 21H0V24L5 28V30H3V28L2 27H0V29H2L3 31H5V32H7V34L9 33L10 34V32L12 33L13 32V30H16V29H18V26L19 25H16L17 23H15V22H13V20H8ZM229 19H230V17H229ZM253 19V18H252ZM252 19H251V21H252ZM17 20V21H18ZM110 20V19H109ZM124 20H126V17L124 18ZM165 20V19H164ZM241 20V19H240ZM90 21L92 22H94V30L92 31V35L93 36H98L99 38H101L103 41L105 40V38L107 39V43L105 44L107 47L106 48H103V47H101V49L102 50H99V51H97L96 53H94V52H92V53H90L91 52V48L89 49V48H87L88 49V52L86 53L85 51L83 52V50L81 49V45H83V43H82V41H80L81 40V38L79 39V40H77L73 45H71V44H69V43H71V42H66V41H64L62 38H65L64 37V35L67 33V31L69 32V35H71L72 33L74 34V33H76V35H77V33H79L80 31H82V33H84L85 31H86V29H87V26L89 25V23H90ZM177 21V20H176ZM236 21V20H235ZM248 21V20H247ZM147 22V21H146ZM169 24L171 25V21L169 20ZM211 22V21H210ZM234 21H232V23H233ZM248 22H250V20L248 21ZM260 22V21H259ZM180 23V22H179ZM213 23V22H212ZM231 23V22H230ZM231 23V24H232ZM247 23V22H246ZM252 23V22H251ZM146 24V23H145ZM173 24V23H172ZM235 24V23H234ZM240 24V23H239ZM254 24V23H253ZM0 25V26H1ZM233 25V24H232ZM236 25V26H235ZM235 25H233L234 27H236L237 28V25L238 24H235ZM248 25H249V23H248ZM96 26H97V28H96ZM146 26V25H145ZM175 26H176V24H175ZM215 26V25H214ZM239 26H241V24L239 25ZM243 26V25H242ZM244 26H246V24H244ZM243 26V29L245 28ZM252 26V25H251ZM20 27V26H19ZM113 27V28H112ZM118 27V26H117ZM179 27V26H178ZM216 27V26H215ZM247 27H249V26H246V28ZM255 27V26H254ZM47 28L48 29H50L49 30V33H40V31L39 30H42V29H46L47 30ZM176 28V27H175ZM242 28V27H241ZM251 28V27H250ZM171 29V28H170ZM169 29V30H170ZM215 29V28H214ZM249 28H247L246 29V31L248 30ZM116 30V29H115ZM117 30H118V28H117ZM176 29H174V31H175ZM178 30H179V28H178ZM250 30V29H249ZM219 31V30H218ZM239 31V30H238ZM243 31V30H242ZM5 32H1L0 31V35L2 36V38H3V35L5 34ZM16 32H19V31H16ZM16 32H13V36H15V38H17L16 37V35L17 34H19V33H17L16 34ZM87 32V31H86ZM143 32V31H142ZM169 32V31H168ZM171 32V31H170ZM233 32V31H232ZM231 32V33H232ZM241 32V31H240ZM3 35H2V34ZM71 33V34H70ZM220 33V32H219ZM236 33H238V32H236ZM263 33H264V31H263ZM6 34V35H7ZM16 34V35H15ZM72 34V35H73ZM88 34V33H87ZM214 34H216V33H214ZM5 35V36H6ZM11 35V34H10ZM19 35V36H20ZM67 35V34H66ZM65 35V36H66ZM67 36L68 38H70L71 36ZM148 35V34H147ZM166 34H164V36H165ZM173 35V33H171V36ZM213 35V34H212ZM234 35H235V32H234ZM248 35V37H249V35L250 34H247ZM1 36H0V38H1ZM156 36V37H157ZM235 36H237V35H235ZM10 37V36H9ZM9 37H8V35H7V38L9 39ZM73 37H75V36H73ZM73 37H71V38H73ZM151 37V36H150ZM153 37H151V38H153ZM170 37V36H169ZM174 36H172V38H173ZM262 37V36H261ZM7 38H5L4 40H6ZM13 38V37H12ZM22 38V37H21ZM24 38V37H23ZM26 38V39H27ZM113 38H115L116 39V41H117V44H118V47H117V51L115 52V51H113L112 49H111V43H112V39ZM148 38V37H147ZM146 38V39H147ZM158 38V37H157ZM161 39H163L162 38V36L160 37ZM167 38V37H166ZM164 39V40H166L167 41V39ZM214 38V37H213ZM236 38V37H235ZM240 38V37H239ZM77 39V38H76ZM159 39V38H158ZM216 39V38H215ZM245 39V38H244ZM243 39V40H244ZM3 40V39H2ZM3 40V41H4ZM10 40V39H9ZM12 40V39H11ZM16 40V39H15ZM18 40V39H17ZM16 40V42H19V40L21 41L22 39H20V37H19V40L17 41ZM25 40V39H24ZM28 40H30V39H28ZM31 40L33 41V39L31 38ZM154 40V39H153ZM153 40L151 41V42H153ZM209 40V39H208ZM219 40V39H218ZM1 41V40H0ZM14 41V40H13ZM23 41V40H22ZM27 41V40H26ZM31 41V42H32ZM156 42H160V39L159 40H155ZM162 41V40H161ZM5 42V41H4ZM3 42V43H4ZM6 42H7V40H6ZM12 42V41H11ZM11 42H8L9 44L11 43ZM16 42L14 41V42H12V43H14V44H16ZM30 41H28V43H29ZM99 42V41H98ZM223 42V41H222ZM8 43H6V44H8ZM21 43V42H20ZM104 43V42H103ZM147 43H148V41H147ZM162 43V42H161ZM211 43V42H210ZM220 43V42H219ZM2 44V43H1ZM5 44V45H6ZM7 45V46H10V48H11V46H14L13 44H11V45ZM18 44V43H17ZM26 44V42L24 43V45ZM31 44H33V43H31ZM33 44V45H34ZM150 44H152V43H150ZM154 44V46H157V47H154L153 48V52H152V55H153V57H152V64L153 65H158L159 63L161 64V61H162V59H167V61L169 60L170 61V59H171V57L173 56V55H171V54H168V53H166V54H162L161 52H158V51H160V48H163L162 46L159 48L158 46L159 45H156L155 43H153ZM158 44V43H157ZM160 44V43H159ZM163 44V43H162ZM168 44V43H167ZM170 44V43H169ZM171 44H172V41H171ZM171 44L169 45V46H171ZM222 44V43H221ZM225 44V43H224ZM22 45V44H21ZM20 45V46H21ZM30 45V44H29ZM163 45H166V44H163ZM2 46V45H1ZM7 46H4V47H7ZM16 47H17V45H15ZM20 46H18V47H20ZM26 46V45H25ZM32 46V45H31ZM30 46V47H31ZM35 46H33V47H35ZM96 46V45H95ZM98 46V45H97ZM96 46V47H97ZM166 46H168V45H166ZM166 46H164V47H166ZM173 46V45H172ZM215 46V45H214ZM232 46V45H231ZM230 46V47H231ZM17 47V48H18ZM151 47V51H152V45L150 46ZM9 48V47H8ZM7 48V49H8ZM17 48H15V49H17ZM26 49L28 48V47H25ZM95 48V47H94ZM172 48V47H171ZM170 48V49H171ZM221 48H222V46H221ZM225 48V47H224ZM6 49V48H5ZM5 49H3L4 51H5ZM6 49V50H7ZM19 49V48H18ZM18 49H17V51H18ZM25 49V50H26ZM30 49V48H29ZM32 49V48H31ZM28 50L29 52H31V53H29V52H25L24 50V54L26 53V55H27V53H29L30 55L31 54H33L32 53V51L34 50V49H32V50ZM39 49V48H38ZM84 49V48H83ZM86 49V50H87ZM166 49H168V48H165V50ZM170 49H168V51H170ZM174 49V48H173ZM1 50H2V48H1ZM10 50V49H9ZM21 50V49H20ZM26 50V51H27ZM97 50V49H96ZM184 50V49H183ZM224 50V49H223ZM226 50V49H225ZM229 50V51H228ZM227 50V52L228 53H230L231 54V51L232 50H230V49H228ZM235 50V49H234ZM8 51V50H7ZM15 51V50H14ZM16 51V52H17ZM38 51V50H37ZM37 51H33V52H37ZM90 51V52H89ZM93 51V50H92ZM129 51V50H128ZM237 51V50H236ZM11 51H9V53H10ZM22 52V51H21ZM100 52V53H99ZM171 52V51H170ZM232 52H234V51H232ZM4 52L2 51V54H3ZM17 53H19V55L17 54ZM16 54H17V56H20L21 57V55H22V53H21V55H20V52H17ZM38 53H40V52H38ZM83 53H84V55H85V53H86V55L88 54V53H90L91 55H85V56H83ZM5 54V53H4ZM4 54H3V56H4ZM7 54V53H6ZM5 54V55H6ZM10 54H14V57L16 56L15 55V52H13V53H10ZM10 54H8V55H6V56H9ZM28 54V55H29ZM93 54V55H92ZM95 54H97V55H95ZM234 54H237L236 56H238V52H236V53H233V55ZM26 55H24L25 57H22L23 59L24 58H28L29 60H30V56H26ZM36 55V54H35ZM36 56H38V54L36 55ZM100 56V57H99ZM30 57V58H29ZM34 57V56H33ZM38 57H40V54H39V56ZM38 57H36V59L38 58ZM251 57V56H250ZM3 58V57H2ZM5 58V57H4ZM7 58L8 57H6L5 58V60H7ZM17 58V57H16ZM16 58H14L15 60H16ZM22 58H19L20 60H22ZM237 62H238V60H237V57H233ZM252 58V57H251ZM9 59V58H8ZM13 59V57H11V60ZM13 59V60H14ZM18 59V60H19ZM27 59V60H28ZM34 59H35V57H34ZM33 59V60H34ZM40 59V58H39ZM25 60V59H24ZM234 60V61H235ZM8 61V60H7ZM10 61V60H9ZM8 61V62H9ZM23 61V60H22ZM30 61H32V58H31V60ZM119 61V60H118ZM235 61V62H236ZM8 62H7V65H8ZM11 62V61H10ZM27 62V61H26ZM42 62V61H41ZM79 62H80V64H79ZM83 62H85L84 64H83ZM127 62V61H126ZM125 62V63H126ZM166 62V61H165ZM252 62V61H251ZM25 63V62H24ZM39 63V62H38ZM75 63H77V64H79V65H84L85 67H84V69H81L80 67H78L77 68V66H75L76 64ZM169 63V62H168ZM168 63H165V64H168ZM250 63V62H249ZM249 63H247L246 62V64H249ZM12 64H14V62L12 61ZM35 64H37V61H36V63H34V65ZM44 64V65H45ZM238 64V63H237ZM252 64V63H251ZM10 65H11V63H10ZM20 65H22V64H20ZM19 65V68L17 69V66H15V64L14 65H12L13 67L15 66L16 68H15V70L17 69V70H19V69H22L23 67L22 66H20ZM28 65V64H27ZM41 65V64H40ZM43 65V66H44ZM78 65V66H79ZM118 65V64H117ZM116 65V66H117ZM123 65L125 66V64L123 63ZM129 65V64H128ZM162 65H164V64H162ZM169 65V64H168ZM167 65V66H168ZM236 65V64H235ZM25 66H26V64H25ZM29 66V65H28ZM27 66V67H28ZM38 66H39V64H38ZM37 66V67H38ZM115 66V65H114ZM127 66V65H126ZM239 66V65H238ZM248 66V65H247ZM13 67H9L11 70H12V68ZM20 67H22V68H20ZM32 67V66H31ZM34 67V66H33ZM46 67H47V65H46ZM160 67H162V66H160ZM48 68V67H47ZM125 68V67H124ZM126 68H128V67H126ZM236 68V67H235ZM238 68V67H237ZM248 68V67H247ZM246 68V69H247ZM10 69H7V71L8 70H10ZM14 69V68H13ZM249 69V68H248ZM10 70V71H11ZM36 70V69H35ZM101 70L103 71V73H102V75H101ZM236 70V69H235ZM19 71H22V70H19ZM46 71H48V70H46ZM241 71H243V70H241ZM246 71V70H245ZM248 71V77H249V79L248 80H250L246 85L245 84H242L241 82V86H239L237 83H235V84H233V82L232 83H230V82H225V83H227V85H226V91L225 92H228V94L229 95H231L232 97L233 96H237V98L238 97H242L243 99H241V101H240V99H235V98H228V97H226V98H228V99H230V100H235V101H240V102H238V103H242V101H243V110H242V108L240 107L238 110H242L243 112H245L246 110H248V109H250L251 107L252 108H254L253 106H255V107H257V108H255V109H258V116L259 117H256L257 115H255V117L256 118H258V121H255L254 119H255V117L253 116V122H254V124L255 125H253V124H250L249 123V120L252 118L251 116L250 117H248V116H246V115H242L243 116V132H241V133H243V136H241V137H243V138H241L240 139V134L239 133H237L236 134V132H237V130H236V128H237V126L238 125H240V121H239V119H237V120H234L236 117L234 116V119H229V117H228V115H230V114H228L229 113V111H230V107H231V103H229L230 104V106H229V104H228V101L229 100H227L226 98H225V100H227L226 102H227V104L228 105H225V104H222V105H225V106H223L222 108L224 109V112H222L223 113V115L221 114V118L223 117V123H225L224 125V128L225 127H227L226 128V130L223 128V132L221 131V135H222V137L224 136L225 137V135H226V133H227V139L229 138V141H227L228 143L230 142V139H231V136L233 135V140L232 141H235V142H233L232 143V141H231V143H232V147H229L230 145H231V143H230V145L228 146V145H226L225 143H226V141H224L223 143L225 144V146H228V147H226V148H228V149H225L222 145H221V147H223L224 148V150H225V152H223L224 150H223V148L222 149H220V150H222V151H218L219 149H217V151L219 152V154L221 155V153H224L223 155H224V157L226 156V158H225V162L226 163H228V164H226V163H223V164H226L223 168H221L220 167V165H219V167L218 166H216L215 164L219 161V156L217 155V153L215 152V146H217L218 144L220 145V143H221V141L222 140H224L223 138L221 139V138H218V139H207L206 137H205V135L203 134V127H204V123L203 124H201L199 121H192V122H182V121H179V122H174V121H168L167 119L166 120H160V119H154V118H147V117H145L143 114H142V112H141V108H140V106H139V101H137L136 100V98H137V96H136V94H135V92L133 93V92H129L130 94H132L131 95V97L129 96L128 97V99L130 98L131 100H132V102L134 103V101L135 102H137V104H135V106H134V104H133V107L136 109V113H137V115H138V117L140 118H137V120L139 119L140 120V122L139 123H141L142 121H141V119H146L148 122V125H147V127H145L144 126V130H145V128H146V130L148 131L149 129H150V134L149 135H152L151 134V132H154V131H156V132H158L159 133V131H160V134L162 135V136H164V133L167 131V130H169L168 128H172L171 126H173V125H175V127H177L176 128V130H178L179 129V133L181 134V135H184L188 130H189V128L190 127H194V128H196V137L198 138V135H200V138H199V140H197L196 142L198 143V142H200V143H198V145H201L202 144V146H203V148L206 150V148L208 149L207 151H209L210 149H212V151L211 152H215L214 153V155L216 154V156L215 157H217L218 158V160H217V158H215V157H213L212 155L211 156H208V154H206L205 155V153L203 152V153H200V151H199V153H198V151L196 152V150H198V149H200V148H202V146L201 147H193L191 144H193V143H190V141H189V143H190V145L192 146H190V145H188L187 147L189 148V146L191 147V148H187L185 145H187V143L184 145L186 148H187V151L188 150H190V153L191 154H193L194 156L196 155V154H199V158L203 161L204 160V163L202 162V161H200V160H198V161H196L195 163H194V166H193V164H191V160H187L186 159V157L189 155L188 153H186L187 151H185L183 154L184 155H186L187 154V156H185V159L187 160L186 162L183 160L184 158H182V160L184 161H182L183 162V164L184 165H182L181 164V166H178L179 165V162H178V159H180L181 160V154H182V152H183V146H182V144H181V142L180 143H178L179 141H182V139H181V137L179 138V139H177L176 138V140L174 141V142H172V140H168L167 138H166V135L164 136L168 141H166V140H164V141H166V142H164L162 139V137L160 138L163 142H164V144H162V145H164V147H166V150H167V148L170 146V147H172V148H175V150L173 151V152H175L174 154H175V156H173V154L170 156V153H168L167 155L168 156H170L169 157V163H165L164 161H163V159L164 160H166V159H168V158H163L162 159V157H164L165 156V152H163L164 154H162V155H160L159 154V156H157L158 155V153H155V152H157L158 150H159V146H158V149L157 150H155L157 147H156V144L158 143H156V142H154L153 141V139L151 140V142L153 141V143L154 144H151V142H150V144H146V142H145V145L144 146H142V144L143 143H141L140 144V142L141 141H139V145H138V147H137V145H136V148H135V150H137V152L138 153H136L137 155H136V157L135 158H138V159H136V161H137V165L139 166V163H140V160H141V157H145L146 158V166H148L149 168H151V169H153V166L154 165H156V166H158V165H161L160 163L161 162H163L164 164H165V166H166V164H167V166L168 165H170V166H174V165H176V164H178V165H176V166H178V167H182L183 168V166H185L186 164H188V162L190 161V164L191 165H189L188 164V166L187 167H185V168H187L186 170H183V171H181L180 169H178V167H177V169L178 170H180V173H181V175H178V174H180V173H178V172H176L174 169L176 168V166H175V168H173V170H174V173L176 174L177 173V176H174L175 174L173 173V174H171L172 176H174V177H170L169 175H167V174H165V173H163V171L166 169L167 171L169 170V166H168V168L166 167L165 169L163 168V171H161V169L160 168H156V171L157 170H159L160 169V171H159V173H160V175H159V177L158 178H156L157 180H152V179H144L143 177H142V174H141V171H139L140 169L138 168V170H136V165L133 167V171H134V174L133 175H135V176H133V177H130L129 175H127V179H129L128 177H130V181H128V180H126V178L124 179V175L123 174H127V173H129L130 174V172H128L127 171V173H126V171H125V169H127L128 167H124L125 169H122L121 170V173H122V175L119 177V178H117V179H115V178H113V177H111V168H107L106 167V162L104 163V167H106V168H103L104 170H101V172L103 171V173H102V176H107L106 178H108V180H106V181H108V184L110 185V187L112 188V192L114 191H116V192H118V193H120L121 192V194H123V195H125V196H127L129 199H130V201H132L133 202V200H131V199H134L135 200V198L136 197H139V196H141V195H143L144 194V192H147V194H148V189L147 188H151V189H157L159 192L161 191L162 192V190L163 189H166L167 190V192H168V194H166V193H162L161 195H155L156 193L154 192L153 193V190H150L149 192H151L152 194H154V195H152L151 196V193H150V195H143V196H145L144 197V199H143V196H142V198H141V200H139V201H141V202H143V205L141 206V205H138V206H135L134 205V207H132V202H123L122 200H120V199H116V198H113V196H112V198L110 199V201L107 203V204H105V205H107L108 207H106V208H108V210H109V212H112V211H115V212H117L116 210H118L119 208V210H122L123 208H124V213L125 212H127L128 214L130 213V214H132L131 215V218H132V216L133 217H135V221L133 222H130L129 224H132V228L134 229V230H132V232L134 231V233H132V235H133V238H134V240L133 239H131L132 237L130 236L129 238L131 239V241H134V243H132L133 245H134V250L133 251H130L131 253H133V252H135V253H137V255H142V257H144V256H147V259L148 260H153V262L155 263L157 260H165L166 261V263L167 264H170V262L171 261H174V263L175 264H192V263H199V264H211V263H214V264H224V263H229L230 262V264H235V263H242L243 262V260H241V257H240V259L238 258V256H239V250H238V248L241 246V245H243V244H247V246H246V253H248V255H247V258L249 257V259H248V261L246 260L245 262H243L242 264H264V262L262 263V262H260L259 261V259H260V257L261 256H264V241H262V240H257V239H255V237H256V235H259L260 233H262V235H263V233H264V224H262V226L261 227H259L260 226V224H258V219L259 218H261V217H263L264 218V74L262 75V73H260L259 71H257V69L256 68H251L250 67V69L249 70H247ZM15 72V71H14ZM194 72V71H193ZM196 72V71H195ZM42 73H44V72H42ZM192 73V72H191ZM239 73V72H238ZM16 74H20V73H16ZM186 74H190L189 73V71H187L186 72ZM193 74V73H192ZM195 74V73H194ZM237 74V73H236ZM190 76V75H189ZM189 76H188V78H189ZM214 76V75H213ZM41 78H42V76H40ZM191 78H192V76H190ZM194 77V76H193ZM212 77V76H211ZM43 78V79H44ZM115 78H117V77H115ZM184 78H186V81L188 80L187 79V76L185 75V77ZM183 78V79H184ZM190 78V79H191ZM34 79V78H33ZM42 79V80H43ZM125 79V78H124ZM190 79H189V81H190ZM45 80V79H44ZM185 80V79H184ZM192 80H194V79H192ZM191 80V81H192ZM215 80V79H214ZM46 81V80H45ZM34 82V81H33ZM106 82H109V80H107ZM117 82V81H116ZM115 82V83H116ZM188 82V81H187ZM186 82V83H187ZM36 83V82H35ZM34 83V84H35ZM45 83H48V82H45ZM186 83H183V84H186ZM194 83V81L192 82V84ZM239 83V84H240ZM188 84V83H187ZM191 84V85H192ZM48 85V84H47ZM101 85V86H100ZM194 85V84H193ZM192 85V86H193ZM245 85V86H244ZM179 86H180V84H179ZM185 86V85H184ZM225 86V85H224ZM48 87V86H47ZM104 87V86H103ZM178 87V86H177ZM182 87V86H181ZM44 88H46L45 86H44ZM122 88V87H121ZM138 88V87H137ZM179 89H180V87H179ZM188 89V88H187ZM186 89V90H187ZM190 89V88H189ZM192 89H193V87H192ZM191 89V90H192ZM224 89V90H225ZM43 90V89H42ZM47 90V89H46ZM51 90V89H50ZM70 90V91H71ZM75 90V91H76ZM122 90V89H121ZM125 91H126V89H124ZM138 90V89H137ZM223 90V91H224ZM45 91V90H44ZM54 91H56V90H54ZM76 91V92H77ZM127 91H129V90H127ZM133 91V90H132ZM47 92V91H46ZM48 92H49V90H48ZM47 92V93H48ZM74 92V91H73ZM42 93V92H41ZM50 93V92H49ZM79 93V92H78ZM125 93V92H124ZM137 94H138V91L136 92ZM45 94V93H44ZM74 94V93H73ZM76 94V93H75ZM80 94V93H79ZM118 94V93H117ZM122 94V93H121ZM134 94V95H133ZM60 95V94H59ZM96 95H97V93H96ZM95 95V96H96ZM103 95H106V94H103ZM103 95H97V97L99 96V98L101 97V96H103ZM112 95V94H111ZM111 95H109V96H111ZM74 97H75V95H73ZM92 96V95H91ZM94 96V95H93ZM92 96V97H93ZM107 96V95H106ZM113 96V95H112ZM116 96V95H115ZM132 96H135L136 98L134 99ZM230 96V97H231ZM263 96V97H262ZM60 97H61V95H60ZM71 98H72V96H70ZM114 97V96H113ZM119 97V96H118ZM126 96L123 94V98H122V95H121V100H125L126 98H125ZM50 98H52V97H50ZM70 98V99H71ZM76 98V97H75ZM89 98H91V97H89ZM88 98V99H89ZM99 98H97L96 99V101H98V103L97 102H95L94 101V104H93V101L92 100H89V101H92L90 104L92 105H88V107H90L89 109L90 110H93V111H91V114H93L92 116V118H89V119H91V121H94V120H96V119H98L99 117H102V116H107V113H108V111L106 112V107H108L109 105H107V104H105L104 102H103V100H105V99H108V97H102V98H104L103 100H101V99H99ZM110 98V97H109ZM115 98V97H114ZM113 98V99H114ZM120 98V97H119ZM119 98H117V100L119 99ZM134 100H133V99ZM140 98V97H139ZM56 99H57V97H56ZM58 99H60L59 97H58ZM73 99V98H72ZM71 99V100H72ZM85 100V102H83L84 100ZM91 99H93V98H91ZM111 99H112V97H111ZM143 99V98H142ZM3 100V99H2ZM1 100V101H2ZM77 100H78V97H77ZM110 100V99H109ZM116 99H114V101H115ZM131 100L129 101V102H131ZM114 101H112V100H110V102H112V104H115V102ZM126 101V100H125ZM151 101V100H150ZM10 102V101H9ZM77 101H75V103H76ZM100 102V103H99ZM105 102H106V100H105ZM109 102V103H110ZM114 102V103H113ZM118 102V101H117ZM121 101H119V103H120ZM131 102V103H132ZM146 102H147V100H146ZM225 102V103H226ZM2 102H0V104H1ZM74 103V102H73ZM74 103V105H76V104H78V103H76L75 104ZM106 103H108V102H106ZM125 104V106H126V102H124ZM139 103V104H138ZM153 103H154V101H153ZM4 103H2L1 105H3ZM69 104H70V102H69ZM68 104V105H69ZM112 104H111V106H112ZM121 104V103H120ZM129 105H130V103H128ZM147 104H148V102H147ZM233 104H235V103H233ZM232 104V105H233ZM239 104V105H240ZM0 105V106H1ZM79 105V104H78ZM119 105V104H118ZM123 105V104H122ZM154 105V104H153ZM212 105V104H211ZM214 105H216V104H214ZM214 105L213 106H211V107H214ZM221 105V106H222ZM237 105V106H236ZM70 106L72 107V109H75V108H73V106L70 104L69 106H65V107H68V109L70 108ZM83 106V105H82ZM106 106V107H105ZM146 106V105H145ZM218 104H217V108H218ZM235 106H236V108H238L239 106H238V104L236 103L235 104ZM4 106H2L1 108H3ZM75 107H77V105L75 106ZM80 107V106H79ZM87 107V106H86ZM114 107V106H113ZM122 107V106H121ZM216 107V106H215ZM12 108V107H11ZM115 108V107H114ZM113 108V109H114ZM128 108V109H127ZM127 108H125V109H123V110H129V108L130 109H132V107H129V106H127ZM133 108V109H134ZM222 108L219 106V108H218V110L219 109H221L222 110ZM35 109V108H34ZM34 109H32L33 111H34ZM53 109V108H52ZM51 109V110H52ZM67 109V108H66ZM71 109V110H72ZM87 110H88V108H86ZM108 109H109V107H108ZM111 109V108H110ZM119 109V108H118ZM121 109V110H122ZM231 109H232V107H231ZM255 109H254V111H255ZM31 110V111H32ZM53 110H55V109H53ZM57 110V109H56ZM60 110V109H59ZM70 110V109H69ZM76 110H77V108H76ZM80 110V109H79ZM83 110V109H82ZM112 110V109H111ZM120 110V109H119ZM120 110V111H121ZM251 110V109H250ZM45 111V110H44ZM46 111H47V109H46ZM49 109H48V114L50 115V113H51V111H50V113H49ZM73 111H75V110H73ZM73 111H71L72 112V114L74 113ZM85 111V110H84ZM113 111V110H112ZM116 111V110H115ZM133 111V110H132ZM142 111H143V109H142ZM220 111V110H219ZM218 111V112H219ZM231 111H233V110H231ZM242 111L240 112L241 114H242ZM56 112V111H55ZM55 112H54V114H55ZM77 111H75V113H76ZM80 112L81 111H79L78 113L80 114ZM87 112H89V111H87ZM131 112V111H130ZM134 112V111H133ZM217 112V115L218 114H220V113H218ZM227 112V113H226ZM233 112H235V109H234V111ZM236 112H238V111H236ZM31 113V112H30ZM34 113V112H33ZM45 113V112H44ZM68 113V112H67ZM66 113V114H67ZM84 113H86V112H84ZM116 114L118 113V111L117 112H115ZM121 113H123V112H121ZM125 113V112H124ZM247 113H250V111L248 112L247 111ZM53 114V113H52ZM71 114V115H72ZM79 114H75V116H78ZM83 114V113H82ZM82 114H80V115H82ZM87 115H88V113H86ZM111 113L109 112V114L108 115H110ZM114 114V113H113ZM126 114V113H125ZM125 114H123L124 116H125ZM239 114V113H238ZM46 115V114H45ZM45 115H44V117H45ZM57 115V113L55 114V116ZM68 115H69V113H68ZM84 115V114H83ZM90 115V114H89ZM88 115V117H90ZM112 115V114H111ZM110 115V116H111ZM118 115V114H117ZM127 116L128 115H131L130 113L129 114H126ZM137 115H136V117H137ZM248 115H250V114H248ZM252 115V114H251ZM30 117H31V115H29ZM67 116V115H66ZM74 116V117H75ZM110 116H109V118H110ZM121 116V115H120ZM134 115H132V116H130V118H131V123H133V121L134 120H136V119H133V121H132V117H133ZM220 116V115H219ZM218 116V117H219ZM43 117V118H44ZM52 117V116H51ZM51 117H47V118H51ZM69 116H67L66 118H68ZM71 118L72 120H76V118ZM113 118H115V120L114 121H112L110 124H111V126H113V132H112V136H111V138H112V140L110 139V141H109V138H107L108 139V141L109 142H107L106 144L108 145L107 147L109 148V145H110V147H112L113 149H118V148H116V147H118L120 144L122 145L124 142H123V140H125L124 138H127V136H129V135H127V132H126V130H125V126L127 125V124H129L130 123V120H128V119H126V120H124V118H123V120H118V119H116L117 117H115V114H114V116H112ZM111 117V118H112ZM122 117V116H121ZM217 117V120L219 119ZM0 118H1V115H0ZM3 118V117H2ZM78 118V117H77ZM81 118V116L78 118V120ZM83 118H84V116H83ZM106 118V117H105ZM134 118V117H133ZM230 118H233V116L232 117H230ZM260 118V119H259ZM45 119V118H44ZM43 119V120H44ZM86 118H84V120H85ZM102 119V118H101ZM107 119V118H106ZM262 119V120H261ZM48 120L49 119H47V122H48ZM53 120V119H52ZM64 120H67V119H64ZM70 119H68V121H69ZM83 120V119H82ZM84 120H83V122H84ZM116 120H118V121H116ZM128 120V121H127ZM146 120L143 122V123H145L146 122ZM217 120L216 121H214L215 122V124H216V122H217ZM221 120V122H222V119H220ZM220 120H218L219 121V123H221L220 122ZM0 121H1V123H2V121L3 120H1L0 119ZM71 121V120H70ZM88 121V120H87ZM90 121V120H89ZM89 121H88V125H89ZM106 120H104V122H105ZM155 121H157L156 123H158L159 121L160 122H165V124L167 123V125L165 126L164 124H162V125H160L161 123L159 122V124L158 125H160V126H158L156 123L155 124H153V123H150V122H155ZM46 122V121H45ZM85 122H86V120H85ZM97 123V122H100V121H94V122H91L90 124H94V123ZM109 122V121H108ZM135 122V121H134ZM242 122V121H241ZM247 122V123H246ZM87 123V122H86ZM138 122H135V126H136V124H137ZM138 123V124H139ZM185 123V124H184ZM218 123V124H219ZM252 123V122H251ZM43 124H44V122H43ZM97 124H99V123H97ZM96 124V125H97ZM101 124V123H100ZM105 124H106V122H105ZM104 124V125H105ZM109 124V125H110ZM137 124V125H138ZM169 124H171L170 126H168ZM206 124V123H205ZM207 124H209V125H213L212 127H215L214 126V124L213 123H207ZM246 124H249L248 125V127H246L247 125ZM3 125V124H2ZM102 125V124H101ZM101 125H97L98 127L99 126H101ZM142 125V126H141ZM141 125L139 124V128L141 129V127H143V124L141 123ZM236 125V126H235ZM92 126V125H91ZM106 126V125H105ZM105 126H102L101 127V130L105 127ZM149 126V127H148ZM219 126L220 127H223V125H222V123L221 124H219ZM233 126H235V128L233 127ZM251 126H253V127H251ZM1 127V126H0ZM90 127V126H89ZM97 127V128H98ZM161 127V128H160ZM174 127V126H173ZM232 127V130H230V128ZM94 128H96L95 126H94ZM93 127H92V129H94ZM96 128V129H97ZM112 128V127H111ZM130 128V127H129ZM129 128L127 129V131H129ZM137 128H138V126H137ZM149 128V129H148ZM219 128V127H218ZM248 128V129H247ZM92 129H90V130H92ZM100 129V128H99ZM99 129H97V130H99ZM132 129H134V130H136V132L135 133H137V132H141L140 133V135L142 134V131H143V129H141L142 131H137L138 129H136V128H132ZM220 129H222V128H220ZM237 129H240V128H237ZM242 129V128H241ZM240 129V130H241ZM3 128H2V132H3ZM96 130V131H97ZM104 130V129H103ZM109 130H111L110 128H109ZM131 130V129H130ZM134 130H132L133 132H134ZM158 130V131H157ZM1 131H0V133H1ZM131 131V132H132ZM165 131V132H164ZM231 131H232V133H231ZM90 132L91 131H89V134H90ZM99 132V131H98ZM164 132V133H163ZM247 132H249L248 134H247ZM91 133H93V131L91 132ZM100 133V132H99ZM144 133V132H143ZM147 133V132H146ZM230 133L232 134V135H230ZM3 133H1V135H2ZM128 134H131L130 132L128 133ZM145 134V133H144ZM144 134H142V135H144ZM155 134V133H154ZM0 135V136H1ZM4 135V134H3ZM91 135V134H90ZM127 135V136H126ZM137 135V134H136ZM157 135V134H156ZM156 135H154V136H156ZM159 135V134H158ZM230 137H229V136ZM239 135V136H238ZM6 136V135H5ZM131 136V135H130ZM134 136V135H133ZM132 136V138H134ZM147 136H148V133H147ZM179 136V135H178ZM136 137V136H135ZM139 137V136H138ZM142 137V136H141ZM146 137V136H145ZM196 137L194 138V139H196ZM221 137V136H220ZM1 138V137H0ZM4 138V137H3ZM129 139L131 138V137H128ZM131 138V139H132ZM140 138V137H139ZM149 138V137H148ZM155 138H157L156 140L158 141V137H155ZM164 138V139H165ZM135 139V138H134ZM142 140H143V138H141ZM175 139V138H174ZM190 139V138H189ZM189 139H187V140H189ZM194 139H190V140H194ZM201 139V140H200ZM243 139V141H241ZM137 141H138V138L136 139ZM136 140L134 141V142H136ZM144 140H146L145 138H144ZM143 140V141H144ZM149 140V139H148ZM185 140V139H184ZM239 140V141H238ZM106 141V140H105ZM129 142H130V140H128ZM126 142L125 141V144L127 143H129V142ZM161 141V142H162ZM218 141H219V143H218ZM0 142H2V138L0 139ZM122 142V143H121ZM134 142H132V143H134ZM160 142V141H159ZM161 142H160V144H161ZM162 142V143H163ZM185 142H186V140H185ZM188 142V141H187ZM196 142H195V144H196ZM202 142H204V143H202ZM241 142H242V144H241ZM105 143V142H104ZM149 143V142H148ZM183 143V142H182ZM106 144H104V145H106ZM124 144V147L125 146H127L128 147V145H125ZM159 144V143H158ZM157 144V145H158ZM159 144V145H160ZM194 144V145H195ZM235 144V145H234ZM1 145H2V143H1ZM0 145V146H1ZM4 145V144H3ZM103 145V144H102ZM120 145V146H121ZM148 145H150V146H148ZM161 145V146H162ZM123 146V145H122ZM121 146V147H122ZM134 146H135V143H134ZM196 146V145H195ZM4 147V146H3ZM62 147V146H61ZM121 147H120V149H121ZM126 147V149H128L129 147H131V145L129 144V147L127 148ZM213 147H215L214 149L215 150H213ZM217 147H219V146H217ZM0 148H2V147H0ZM64 148V147H63ZM61 149V150H64V149ZM105 148H106V146H105ZM131 148H133V145H132V147ZM133 148V149H134ZM163 147H161V149H162ZM171 148V149H172ZM186 148H185V150H186ZM203 148L201 149V151H203ZM110 149V148H109ZM122 149H123V147H122ZM170 149V148H169ZM182 149V150H181ZM3 150V149H2ZM104 151H106L105 149H103ZM124 150V149H123ZM135 150H133L134 152H136ZM204 150V151H205ZM119 151V150H118ZM122 151V150H121ZM127 151V150H126ZM125 151V153L127 154L128 153V151H130V153L132 154V152H131V150H128L127 152ZM155 151V152H154ZM168 151V150H167ZM206 151V152H207ZM0 152H1V149H0ZM116 152V151H115ZM134 152H133V154L132 155H134ZM159 153H160V151H158ZM169 152H171V151H169ZM221 152V153H220ZM104 153V152H103ZM123 153V152H122ZM124 153V154H125ZM210 153V152H209ZM83 154H85L84 152H83ZM83 154H81V156L83 155ZM119 154V153H118ZM157 154V155H156ZM212 154V153H211ZM86 155V154H85ZM105 155H107V154H105ZM121 155V154H120ZM123 155V154H122ZM166 155V157H168ZM103 156H104V154H103ZM117 156V155H116ZM189 156H191V155H189ZM188 156V157H189ZM193 156V158H195L196 159V157H197V159H199L198 158V155H196V157H194ZM1 157V156H0ZM84 157V156H83ZM121 157V156H120ZM123 157V156H122ZM157 157H159V158H157ZM202 157V158H201ZM222 157V156H221ZM224 157L221 159V160H223L224 161ZM104 158V157H103ZM155 158V159H154ZM191 158H192V156H191ZM190 158V159H191ZM105 159V158H104ZM119 159V158H118ZM122 159V158H121ZM161 159H162V161H161ZM172 159V161H170ZM189 159V158H188ZM212 159L213 160H215V163L214 164H212ZM1 160H2V158H1ZM103 160V159H102ZM206 160H207V162H206ZM103 161H106V160H103ZM123 161V160H122ZM161 161V162H160ZM167 161V160H166ZM200 161V162H199ZM217 161V162H216ZM2 162V161H1ZM13 162V161H12ZM12 162H5V163H9L8 164V167H10L11 165H10V163L11 164H15V163H12ZM181 162V161H180ZM214 162V161H213ZM222 162V161H221ZM119 163H122V162H119ZM124 163V165H125V162H123ZM135 163V162H134ZM162 163V164H163ZM192 163H193V161H192ZM219 163H220V161H219ZM211 164L213 165V166H211ZM0 165H1V167H2V165H3V167H5V164H1L0 163ZM7 165V164H6ZM10 165V166H9ZM18 165H19V163H18ZM102 165V164H101ZM215 165V166H214ZM15 166V165H14ZM119 166V165H118ZM132 166V165H131ZM130 166V167H131ZM163 166V165H162ZM1 167H0V171H1ZM19 167H20V165H19ZM72 167V166H71ZM101 167V166H100ZM164 167V166H163ZM242 167H243V169H242ZM6 168V171H7V167H5ZM121 168V167H120ZM123 168V167H122ZM184 168V169H185ZM193 168V169H192ZM9 169H12V168H9ZM9 169H8V171H7V173H9L8 175H10L11 176V178H10V176H9V178H10V181H12V177H14L13 175H11L10 174V172L12 171H9ZM100 169H102V167L100 168ZM100 169H98V171L100 170ZM131 169V168H130ZM135 169V170H134ZM154 169H155V166H154ZM192 169V170H191ZM195 169V170H194ZM2 170H5L4 168L2 169ZM14 172H16L15 170V167H14ZM19 170V169H18ZM75 170V169H74ZM129 170V169H128ZM132 170H131V172H132ZM143 170V169H142ZM165 170V171H166ZM243 170V171H242ZM5 171V172H6ZM73 171V170H72ZM97 171V172H98ZM155 171V170H154ZM188 171H189V173H188ZM237 172V171H239V172H241L240 173V175H239V177H237V178H239V181H237L236 179V176H235V180H233L234 182H232L231 184H227V186H228V190H229V186L232 188V189H238L239 188V185H241V187H242V185H245V186H243L244 188V190L245 191H247V196H248V199L247 200H241L242 199V196H241V199L239 198L240 196H239V193L238 192H234L235 194H237L239 197H237V195H236V197L235 198H239L240 200H239V203L238 204H235L236 206H233V207H235V208H233L234 210L232 211L231 209H229V207L230 208H232L231 207V205H232V202L231 201H233L234 200V202L235 203H237L236 201V199H234V197L232 198V199H230L229 198V200H230V203H229V205L230 206H228L227 208L229 209H227L226 207V210L229 212H225V210H224V212L225 213H223V211H222V213H220V211L223 209H221L219 212H213L214 214H212V212H208V214H205L206 216H201L202 217V220H198V221H194L193 219H195V218H197L196 216H199V214L198 215H196L195 213L197 212V213H200L201 211H203V210H197L196 209V207H199V208H202V206L203 207H205L206 208V206H212V204H213V206H216V205H218V204H220V203H218V204H216V205H214V203L212 202V203H209L210 202V200H211V198L210 199H202V198H204V197H209L210 195H208V196H205L204 195V197H203V195L201 194L202 192L200 191H198L199 193H200V196H199V198H198V196H197V198H195V200H194V198H192V199H189V197H188V195L189 196H191V195H193V193H191L192 191H193V189L195 188V185L197 184V185H199L198 183L199 182H201V183H203V182H205L207 185H209V184H212V182L214 181L215 182V184H216V186H217V183H220V177L221 176H226V175H230V174H232V173H234V172ZM2 172V171H1ZM70 172H71V170H70ZM74 172V171H73ZM171 173H172V171H170ZM170 172H167V173H170ZM2 173H4V171L2 172ZM2 173H0V174H2ZM24 174H25V172H23ZM22 173V174H23ZM26 173H27V171H26ZM75 173V172H74ZM77 173V172H76ZM75 173V174H76ZM144 173V172H143ZM23 174V175H24ZM101 174V173H100ZM104 174V175H103ZM214 174H217V176L219 177L220 175V177H219V182L217 181V180H215L216 179V177L214 178L213 177V175ZM238 174L239 173H237V176H238ZM242 174V175H241ZM3 175H5V177H6V173H4ZM16 175V174H15ZM97 175H99V174H97ZM131 175V174H130ZM151 175H153V174H151ZM157 175V174H156ZM155 175V176H156ZM210 175H212V177L214 178H212V177H210V179L208 178ZM233 175H235V174H233ZM25 176V175H24ZM101 176V175H100ZM100 176H98V177H100ZM111 178V179H109V177ZM215 176V175H214ZM244 176V177H243ZM0 177H1V175H0ZM4 177V176H3ZM16 177V176H15ZM97 177V176H96ZM96 177H94V178H96ZM8 178V177H7ZM6 178V179H7ZM17 178V177H16ZM102 178V177H101ZM105 178V179H106ZM113 178V179H112ZM165 178H167V183H164L163 181H164V179ZM212 178V179H211ZM223 178V177H222ZM226 178H228V177H226ZM231 178H233L234 179V177H230L229 179H231ZM14 179V178H13ZM97 179V178H96ZM105 179H104V181H105ZM209 179V184L207 183V180ZM242 179V182H240V180ZM3 180V179H2ZM16 180V179H15ZM100 180V179H99ZM101 180H103V179H101ZM115 180V181H114ZM116 180H117V182H116ZM131 180H133L132 182H134L136 185L135 186H130V185H132L131 183ZM151 180V181H150ZM232 180V179H231ZM3 181H5V179L3 180ZM9 181V182H10ZM17 181V180H16ZM95 181V180H94ZM210 181H211V183H210ZM229 181L230 180H228V183H229ZM7 181H5V183H6ZM15 182V181H14ZM96 182H97V184L99 185V182L96 180ZM101 182V181H100ZM114 182V183H113ZM131 182V183H130ZM187 183V185H184L183 187H180V184L181 183ZM223 182H225V181H221V185H222V183ZM231 182V181H230ZM0 183H1V178H0ZM95 183V182H94ZM185 183V184H186ZM201 183H200V185H201ZM7 184V185H6ZM5 185H6V187L8 186V182L6 183ZM12 184H13V182H12ZM15 184H17V186L19 185L18 183H15ZM101 184V183H100ZM105 184V183H104ZM206 184H204V186H206ZM214 184V183H213ZM212 184V185H213ZM214 184V185H215ZM224 184H226V183H224ZM9 185H11V184H9ZM14 185V184H13ZM13 185H11V186H13ZM196 185V186H197ZM3 187H4V184L2 185ZM101 186V185H100ZM103 186V185H102ZM182 186V185H181ZM211 186V185H210ZM215 186V187H216ZM219 187H217V188H219L220 189V187H223V186H220V185H218ZM10 186H8L7 188H9ZM14 188L16 187V186H13ZM13 187H11V189L13 190ZM226 186H224L223 188H225ZM1 188V187H0ZM17 188H21V187H17ZM198 188V187H197ZM200 188H201V186H200ZM202 188H205V187H203V185H202ZM206 188H208L209 190H211L210 188H212V187H206ZM227 188V187H226ZM226 188H225V190H226ZM2 189V188H1ZM16 189V188H15ZM26 189V188H25ZM94 189H97L96 191H98V189H99V186H98V188H95V186H94ZM94 189H92V190H94ZM110 189V188H109ZM147 189V190H146ZM199 189V188H198ZM213 189H214V186H213ZM212 189V190H213ZM232 189H230V190H232ZM240 189V188H239ZM3 190H6V189H3ZM9 190V189H8ZM146 190V191H145ZM195 190V189H194ZM202 190V189H201ZM211 190V191H212ZM228 190H227V193H228ZM2 191V190H1ZM7 191V190H6ZM17 191V190H16ZM15 191V192H16ZM95 191V193L93 192V194H95L96 195V192ZM110 191V190H109ZM155 191V190H154ZM164 191V190H163ZM197 191V190H196ZM196 191H193L194 193L196 192ZM204 191H206V189H204ZM216 191H217V189H216ZM216 191H212L213 193H215ZM219 191L220 190H218V192L217 193H219ZM223 190H221V192H222ZM234 191V190H233ZM232 191V192H233ZM241 191V189L239 190V192ZM9 192V191H8ZM11 192V191H10ZM14 192V190L12 191V193ZM14 192V193H15ZM19 192H20V190H19ZM18 192V193H19ZM102 191H100V193H101ZM111 192V193H112ZM160 192V193H161ZM210 192V191H209ZM211 192V193H212ZM220 192V193H221ZM18 193H16L17 195H19L20 196V194H18ZM99 193V192H98ZM190 193H191V195H190ZM205 193V192H204ZM203 193V194H204ZM213 193H212V195H213ZM226 194V191L225 192H223V194ZM234 193H232L233 195H234ZM16 194L15 195H13V194H11V195H13V196H15L16 197ZM157 194H159V193H157ZM169 195V199H168V197H167V199L166 198H163V196L162 195ZM197 194V193H196ZM206 194H207V192H206ZM209 194V193H208ZM224 194V195H225ZM229 194V193H228ZM228 194L226 195V196H228ZM231 194V193H230ZM231 194V195H232ZM1 195V194H0ZM5 195V197L7 196L6 194H4ZM110 194L108 193V196H109ZM201 195H202V198H201ZM215 195V194H214ZM217 195V194H216ZM219 195V194H218ZM217 195V196H218ZM231 195H229V196H231ZM232 195V196H233ZM13 196H9L8 197V201H10V199H12L13 198ZM217 196H216V198H217ZM231 196V197H232ZM245 196V192H244V195H243V197ZM165 197V196H164ZM196 197V196H195ZM211 197H213V196H211ZM224 196L222 195V198H223ZM2 198V197H1ZM4 198V197H3ZM2 198V199H3ZM7 198V197H6ZM18 199H19V197H17ZM109 198V197H108ZM122 198V197H121ZM215 198V197H214ZM245 198V197H244ZM243 198V199H244ZM247 198V197H246ZM245 198V199H246ZM14 200H17V199H15V198H13ZM137 199V198H136ZM143 199V200H142ZM220 199H221V197H220ZM223 199H225V198H223ZM20 201L22 200L21 198L19 199ZM216 200V199H215ZM218 200H219V198H218ZM217 200V201H218ZM222 200V199H221ZM227 200H228V198L224 201V202H227ZM236 200V201H235ZM8 201L6 200V202L8 203ZM19 201V202H20ZM136 201V200H135ZM223 201V200H222ZM243 201H247V202H245V203H243ZM5 202V201H4ZM4 202H2V205H3V203ZM13 202V201H12ZM11 202V203H12ZM16 202H18V200L17 201H14L13 203H16ZM18 202V203H19ZM21 202H23V200L21 201ZM220 202V201H219ZM248 202H251L249 205H251V206H249V210H248ZM5 204L6 206L9 204ZM9 204V205H11V207H13L12 205H14V204ZM17 203V204H18ZM161 204L160 206H164L165 208H167L166 209V212H164L165 210H163L162 209V207H160L161 208V210H163V212H160L161 210H156L155 208H151V206H157L158 207V205L157 204ZM227 203V204H228ZM16 204V206H15V208H13V209H11V207H9L11 210L10 211H13L14 210V212L16 213V211H17V215H18V209L20 208V206L19 205H17ZM139 204V203H138ZM234 204V203H233ZM1 205V203H0V207H3ZM182 205H184V206H182ZM205 205V206H204ZM224 205V204H223ZM247 205V209H245V211L244 212H246L247 210H248V214H247V212L246 213H243V206H246ZM6 206H4V208H6ZM220 206V205H219ZM225 206H226V204H225ZM19 207V208H18ZM218 207V206H217ZM216 207V208H217ZM222 207V206H221ZM4 208L2 209V211L4 210ZM9 208H7V209H9ZM185 208V209H184ZM187 208V209H186ZM203 208L204 210H206V211H214L213 209H211V208H213V207H211V208ZM220 208V207H219ZM215 209V208H214ZM218 209V208H217ZM216 209V210H217ZM21 210V209H20ZM19 210V211H20ZM104 210H106V209H104ZM107 210V211H108ZM215 210V211H216ZM231 210V211H230ZM5 211H6V209H5ZM7 211H9V210H7ZM206 211H204V212H206ZM13 212V213H14ZM105 212V211H104ZM121 212V211H120ZM142 212H143V214H144V217L142 216H140L141 214H142ZM12 213V214H13ZM108 213V212H107ZM113 213L114 212H112V214L110 213V215H113ZM122 213H123V211H122ZM123 213V214H124ZM161 213H163L164 215H165V217L161 214ZM201 213H203V212H201ZM226 213H228V214H226ZM6 214V213H5ZM119 214V213H118ZM127 214V215H128ZM130 214H129V216H130ZM140 214V215H139ZM142 214V215H143ZM244 214V215H243ZM247 214V215H246ZM9 214H7L6 216H8ZM122 215V214H121ZM126 215V214H125ZM139 215V216H138ZM162 215V217H160ZM1 216V215H0ZM16 216V215H15ZM119 215H116V218L118 217ZM123 216V215H122ZM4 217V216H3ZM12 217H14L13 215H12ZM112 218H113V216H111ZM120 217V216H119ZM118 217V218H119ZM164 217V218H163ZM195 217V218H194ZM201 217H199V218H201ZM206 217V218H205ZM1 218V217H0ZM15 218V217H14ZM114 218H115V215H114ZM113 218V219H114ZM115 218V219H116ZM130 218V219H131ZM199 218H197V219H199ZM203 218H205V219H203ZM3 219H6V218H3ZM17 219V218H16ZM19 219V218H18ZM17 219V220H18ZM113 219H110V221H111V223H113L112 221H114ZM126 219V218H125ZM13 220H15V219H13ZM21 219H19V221H20ZM117 220V219H116ZM116 220H115V223L117 224V222H116ZM120 220V219H119ZM122 220H124V218L122 219V217H121V220L120 221H122ZM4 221V220H3ZM109 221V222H110ZM119 221V223H118V225L116 226V227H114V228H117L118 226H119V224L120 223H122V222H120ZM125 222L127 221V219L126 220H124ZM123 221V222H124ZM129 221V220H128ZM127 221V222H128ZM186 221V222H185ZM190 221H191V223H190ZM193 221V222H192ZM201 221H202V223H201ZM0 222H1V220H0ZM8 223H9V221H7ZM18 222V221H17ZM16 222V224H18L19 225V222L17 223ZM21 222V221H20ZM176 222V223H175ZM264 222V221H263ZM6 222H3L2 224H5ZM8 223H6L7 224V228H8ZM115 223L113 224V225H115ZM134 223V224H133ZM178 223V224H177ZM125 224L127 225L128 223H124V225H123V223H122V225L121 226H125ZM1 225V224H0ZM12 224H10V226H11ZM18 225H16V228H15V230L18 228ZM21 225V224H20ZM1 226H5V228H6V225H1ZM13 227H14V224H13ZM21 227L22 226H20V229H21ZM2 228V227H1ZM7 228L5 229V231L7 230ZM112 228H113V226H112ZM72 229H74V228H72ZM119 229V228H118ZM122 229V228H121ZM123 229H125V228H123ZM122 229V230H123ZM3 230V229H2ZM2 230H1V232H2ZM11 230L12 231H14V229H12V226H11ZM76 230V229H75ZM74 230V231H75ZM114 230H116V229H114ZM120 230V229H119ZM119 230H116V231H118V233H119ZM245 230L247 231V233H246V235L249 237V241H245V242H243V238H244V233H245ZM17 231H19V230H17ZM17 231H15V232H17ZM26 230H22V235H24V232H25ZM28 231V230H27ZM72 231V230H71ZM71 231H69L70 233H71ZM124 231V230H123ZM125 231H126V229H125ZM7 232V231H6ZM6 232H4V233H6ZM8 232H11L10 230H8ZM8 232H7V234H8ZM21 232V231H20ZM20 232H17V233H20ZM29 232V231H28ZM68 232V233H69ZM76 232V231H75ZM77 232H79V231H77ZM122 232V231H121ZM121 232H120V235H121ZM126 232H129V230H127ZM3 233V232H2ZM1 233V234H2ZM3 233V234H4ZM12 233H14V232H12ZM17 233H16V237H12V240L13 239H17L16 240V242H17V244H19L20 246L21 245H23L24 243H22L21 244V242L22 241H20L21 239L19 238V236L21 235V233L19 234V236H17ZM69 233V234H70ZM115 233V232H114ZM2 234V235H3ZM11 234V233H10ZM10 234H8V237H9V235ZM26 234V233H25ZM29 234V233H28ZM32 233H30V235H31ZM68 234V235H69ZM73 234V232L71 233V235ZM75 234V233H74ZM145 234H147L150 238H152L153 239V241H154V243H158V244H160V245H162V249L160 250H153V249H144L143 248V239H144V237H145ZM5 235V234H4ZM21 235V236H22ZM63 236H64V234H62ZM67 235V234H66ZM77 235H79V233L77 234ZM118 236H119V234H117ZM12 236H14L13 234H12ZM20 236V237H21ZM26 237H24V240L23 241H26L25 239H29L28 238V236L29 235H25ZM37 236V235H36ZM73 236H75V235H73ZM72 236V237H73ZM115 236V235H114ZM122 236H124V235H122ZM3 237V236H2ZM41 237V236H40ZM67 237V236H66ZM69 237V236H68ZM67 237V238H68ZM76 237V236H75ZM48 238V237H47ZM70 238V237H69ZM74 238V237H73ZM125 238V237H124ZM124 238H123V240H124ZM1 239H3V238H1ZM8 239V238H7ZM6 239V240H7ZM49 239V238H48ZM117 239V238H116ZM121 239H122V237H121ZM10 238H9V242H10ZM28 241V240H27ZM0 242H1V240H0ZM7 242V241H6ZM12 242H15V241H11V243ZM15 242V243H16ZM20 242V243H19ZM44 242V241H43ZM3 245H4V239H3ZM8 243V242H7ZM26 244H27V242H25ZM26 244H24V245H26ZM41 244V243H40ZM47 243H45V245H46ZM70 244V243H69ZM114 245H115V243H113ZM11 245V244H10ZM12 245L14 246V244L12 243ZM16 245V244H15ZM23 245V246H24ZM48 245V244H47ZM46 245V246H47ZM23 246H21V247H23ZM113 246V245H112ZM28 247V246H27ZM27 247H25L26 249H27ZM1 248V247H0ZM7 249L9 248V245H8V247H6ZM11 248L13 249L14 247H10L9 249L11 250ZM20 248V247H19ZM24 248V249H25ZM49 248V247H48ZM47 248V249H48ZM2 249V248H1ZM4 249V251H6L7 249H5V248H3ZM2 249V250H3ZM15 249V248H14ZM17 249H18V247H17ZM26 249H25V251H26ZM47 249H44V250H46L47 251ZM20 250V249H19ZM23 250V249H22ZM113 250V249H112ZM226 250H228V252L229 253H232L233 254V257H229V256H227L225 253L223 254V252H225ZM4 251H1L0 250V252L2 253V252H4ZM24 251V252H25ZM29 251V250H28ZM28 251H27V253H28ZM34 251V250H33ZM45 251V253L44 254H46L47 252ZM223 251V252H222ZM244 251V252H245ZM7 252V251H6ZM13 252H15L16 254H18V252H16L15 250H13ZM23 252V253H24ZM112 251H107V256L105 257V258H103V260H101V262L103 263V264H107V262L108 261H110L109 260V256L110 255H113V253H114V251H113V253H111ZM21 253V252H20ZM23 253L21 254V257H24L23 256ZM109 253H110V255H109ZM131 253H129L130 255H131ZM135 253H134V255H135ZM207 253V254H206ZM4 254H5V252H4ZM7 254V253H6ZM9 254H14V253H12V251L9 253L8 252V254L6 255V256H9ZM43 254V253H42ZM241 254H243V250H241ZM240 254V255H241ZM0 255H3V253L2 254H0ZM25 255V254H24ZM28 255V254H27ZM26 255V256H27ZM47 255V254H46ZM109 255V256H108ZM4 257H5V255H3ZM15 256V255H14ZM17 256V255H16ZM13 257V258H17V257ZM20 256V255H19ZM18 256V257H19ZM43 256V255H42ZM136 256V255H135ZM135 256H133L134 257V259H138V258H136ZM257 256V258H258V260L257 259H255V257ZM1 257V256H0ZM20 257V259H22ZM137 257H139V256H137ZM1 258H3V257H1ZM27 259H28V257H26ZM30 258V257H29ZM32 259H33V257H31ZM30 258V259H31ZM254 258V259H253ZM264 258V257H263ZM9 259H11L10 257H9ZM19 259V260H20ZM35 260H36V258H34ZM34 259H33V261H34ZM129 259V261H130V258H128ZM3 260H4V258H3ZM8 260V257H7V259H6V261ZM17 260V259H16ZM23 260H24V258H23ZM23 260H22V262H23ZM26 260V259H25ZM37 260H38V258H37ZM132 260V259H131ZM241 260V261H240ZM1 261H2V259H0V264H1ZM9 261V260H8ZM11 261V260H10ZM15 261V260H14ZM31 261V260H30ZM40 261V260H39ZM39 261L37 262V263H39ZM137 261V260H136ZM139 261V260H138ZM17 262H18V260H17ZM24 262H26V261H24ZM28 262V261H27ZM35 262V261H34ZM33 262V263H34ZM131 262V261H130ZM232 262V263H231ZM12 263H14L13 262V260H12ZM19 263H20V261H19ZM36 263V264H37ZM101 263V264H102ZM2 264H4V263H2ZM7 264V263H6ZM11 264V263H10ZM15 264H17V263H15ZM20 264H22V263H20ZM25 264H27V263H25ZM29 264H32L31 262L29 263ZM35 264V263H34ZM39 264H41V263H39ZM130 264V263H129ZM135 264H138V263H135Z\"/></svg>", "mask_w": 264, "mask_h": 264}, {"label": "crops", "instance_id": "obj_3", "mask_svg": "<svg viewBox=\"0 0 264 264\" xmlns=\"http://www.w3.org/2000/svg\"><path fill=\"white\" fill-rule=\"evenodd\" d=\"M175 1H177V3ZM192 1L194 2L189 0H174V2L170 1L165 5L166 12L165 15H163L165 20L162 19L161 21L164 25L167 21V26H165L166 30L169 32L159 33L160 36L156 35L160 39V42L155 41L159 39L156 36L153 37V32H151L149 28L150 19L145 16L146 19H142L140 25L141 33L138 37H140L141 42L138 45V49L136 50L137 47H134L120 50L118 57H116L112 63L111 70L113 74L109 76L108 73H105L103 76L105 85L107 86L119 85L122 86L123 89L133 93L138 91V94L135 92L136 96L138 95L137 98H133H136V100L138 99L137 101L140 103L138 104L141 108V112L145 117L157 118L160 120L167 119L168 121L174 122L199 121L201 124L204 123L203 128L205 131V128L209 127L207 123L214 122L212 120L213 110H215L214 104L218 102L219 95L226 88L227 83L243 79L244 76L248 75L247 70H249L250 67L256 68L260 73L264 71V30H261V26L258 27L261 29H257L256 27L260 24L262 25L260 19L262 17L261 14L259 13L260 17L259 14L254 13L257 18H255L253 14L249 15L252 12H248V6H250L253 0H241L242 4L237 3L240 0H233L232 4H229V0H225L227 4L224 3V0ZM261 1L263 5L264 0ZM261 1L259 0L256 3L260 4ZM244 2L245 4L247 2V4L245 5ZM217 4L218 6H215ZM261 4H256V6H261ZM169 6H172V9ZM168 9L171 11L169 12ZM174 13L176 17L173 15ZM237 13L240 15H237L238 18L235 19L234 16ZM166 15L167 17H165ZM241 15H244V20ZM170 17L175 18L173 20L170 19ZM246 17H249L247 20H250V22L246 20ZM169 20L171 21V25L169 24ZM232 21L234 22L232 23ZM230 22L233 25L238 24L237 28ZM256 22L260 24L255 25ZM239 23L241 26H239ZM244 24L249 26L247 28L250 30L248 29L246 31L247 28ZM242 25L245 27L244 29ZM174 29L176 30L174 31ZM234 32L237 36L234 35ZM171 33H173V38ZM164 34L166 35L164 36ZM247 34H250L249 37ZM161 36L163 39L160 38ZM165 38L167 41L164 40ZM152 40L153 42H151ZM161 42L168 46L163 45ZM153 43L159 45V48L161 46L163 47L160 48L158 52L162 54L172 53L171 55L173 56L170 61L162 59L161 64H152L153 48L157 47L154 46ZM169 43L171 46H169ZM115 44L116 52L118 47L117 41H115ZM151 45L152 51L150 50ZM165 48H171V52L168 51V49L165 50ZM228 49L234 52L231 51L230 54L227 52ZM236 52H238V56H236L237 54L233 55V53ZM234 56L237 57L238 62L235 60L236 58H233ZM246 62L250 63L246 64ZM187 71H189L190 74H186ZM185 75L187 76L188 82L186 78H184ZM189 75L192 76V78ZM107 80H109V82H106ZM193 81L194 85L192 84ZM213 105L214 107H211Z\"/></svg>", "mask_w": 264, "mask_h": 264}]
</instances>
